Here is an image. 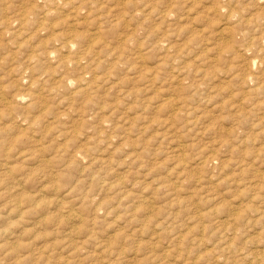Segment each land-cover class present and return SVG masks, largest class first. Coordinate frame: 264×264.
Masks as SVG:
<instances>
[{
  "label": "rangeland",
  "instance_id": "374dc122",
  "mask_svg": "<svg viewBox=\"0 0 264 264\" xmlns=\"http://www.w3.org/2000/svg\"><path fill=\"white\" fill-rule=\"evenodd\" d=\"M10 1L11 0H7V3H9L8 5L10 6L11 3H13L14 5L12 4L11 10L7 9L8 13L6 11V14H7L6 16H8V15L10 16V13L13 12V10H17V8L20 9V8H22L21 6H23V7L28 6V9H32L33 8L32 5H34L35 8L38 5H41V8H38V7H40V6H38L37 7L38 9H36V10H35V8L32 9L35 12L34 17L39 18L38 15L36 16V14L43 11L41 9L44 8V10H45V8H46V5H44V3H42V0H34L35 2H37L36 6H35V2H32L33 0L32 1L31 0H22L23 3L21 0H17V1L12 0L11 2ZM26 1L30 2V3H27ZM136 1H139L141 3V5L139 2L136 3ZM142 1L141 0H134V3H132L131 6L126 5L127 6V8H126L123 1L121 3L120 1L115 2V0H113V1H110V0L109 1L108 0H104V1L103 0H94V3H92V4L96 5V4H99L102 2V4H103L102 8L103 9L102 8L95 9V10L92 9L91 10L92 12L88 15V17H85L86 20L90 17V19H88L90 21L87 20L88 23H90V24H88V23L78 24L76 26V29L79 31H89L88 33H90L92 27H93V29L95 28V25H96L95 22L98 21L101 23L100 24L101 30H103L102 34H105L103 36L104 37L106 36V37L103 38V36H102V39L104 41L100 39L99 40L100 42L97 43L98 44L97 48H96L97 44L93 45L95 47L91 48V51L93 50L91 53L93 55V60L90 59L91 54L88 57L86 56L85 58H87L88 59L87 61H89V62H87L86 59H84L83 60L84 62H82V64H81V66H83V67L78 66V68L75 67L74 65H73L74 66L73 67L71 64L67 65L68 67L64 68L63 64H61L62 66H61V70H60V67H59L60 64L59 63H62V60H64L62 56L66 55V50H59L60 51L59 52L55 48H52L50 43H47V46H44V48L46 50L55 49V51H56L55 54H52V56L48 57V59L46 56H43V55H41V57L38 56L40 58V61L38 60L39 58H36L38 60L37 61L34 57L35 54H38L39 52L42 51V47L39 45V42L41 41V39H42V41L44 40V41L48 42V40H46V39H48L53 32L55 33L57 31L56 30L57 26L58 27L60 26L58 28L57 33L62 31V30H65V29H62L63 27H66V25H64L65 23H63V22H65L64 17H65L66 10L63 11L65 8L60 9L59 13H57L58 16H57V14H54V13L47 16V18H49L51 16L53 17V15L55 17V18L51 17V20L48 19L49 20L48 22L54 23L53 24L54 26L50 29H47V31H48L47 34H46V29H45V31L43 29V31H41L42 33L41 32L35 33L36 35L33 32L29 33V31H31L32 29H30L29 26H26V29H23L25 32H22L24 38H22L21 34H20V36H14L13 37V35H10L9 33L6 32V29L3 26H1L2 24L0 25V27H2V28H0V31L2 32L1 34H3V37H2V35H0V41L3 42V44H1L2 42L0 43L1 44L0 48L1 47L3 48V50L0 49V55H1L0 56V67H1L0 68V76H2V78H3V79H1V77H0V93L2 92L0 95V114H1L0 115V122H2L0 125V127H1L0 128V143H3V145L6 144L5 146L7 147L6 151L3 149V151H5V153L2 152V150H1L2 148L0 147V153H1L0 157L2 155L5 156V157H3V156L1 157L2 159H0V161H1L0 164L2 163L1 165H3V167L6 166L5 168H6V170H8V171H5V170L3 171V169H1V171H0V264H186L185 262H187V261H189V263L187 262V264H199V263H201V264H214V262H215V264H222V262H223V264H245L246 262H247L246 264H248V261H251V259L253 260L255 258V256H253V255H259V252L264 250V236H263V233H264V231H263L264 230V223H263L264 220L263 219H264V217L261 214V212H262L261 209H264V202H263L264 201V192H263L264 191V179H263V175H264V167H263L264 166L263 165L264 164V151H263L264 150V145H263L264 144V136H263L264 135V128H263L264 127L263 126L264 120L263 119H264V117L261 116V115L264 116V110H262V109H264V95H263L264 93H262V92H264V86H262V85H264L263 84L264 83V81H263L264 80V68H263L264 67V63H263L264 62V53H263L264 52L263 51L264 50V39H263V41H259L260 39H258V41H257V42H260L259 44L257 43V45L260 46L261 49L256 44H252L253 47L251 46L252 48L248 49L251 45V44L248 45V43L250 42L249 40L252 39L253 35H254V37L256 36L255 37L256 39L259 38L258 36H260V35H258L259 34L258 30L253 26V24L251 25L250 23L249 24L245 23V22H247L246 20H248L249 16H250L249 19H251V18L253 19L258 14L259 15L264 14V6H262V5H264V2H255V0H249V1L244 0V2H243V0H240V2H238L237 0H231V3L233 1L234 2L236 1L235 2L236 4L235 3L234 4L236 6H238V7H233L234 11L236 12L235 14L240 13L239 14L240 16L245 15V16L241 17V19H240L242 21V18H243V22L245 20V22L243 23L241 21H237V19L234 22H231L230 20L227 21V18L225 17L226 10L221 11V12H215V11L213 12V8H214L213 4L215 2H217L218 4H223L228 0H223V1L222 0H212V1L211 0H206V1H204V0H177L178 3L176 2V0H172V1H175L176 3L172 2L170 0H166V1L161 0V2H160V0L159 1L156 0L157 2H155V0H152V2H155L154 4L153 3L150 4L151 0H147V1L142 0ZM162 1H163V3H162ZM169 1H170V3H167ZM184 1H186V2L184 3ZM187 1H189V3ZM245 1L247 2V5H246ZM262 1H264V0H262ZM0 2H1L0 8H3L5 5L8 6L5 0H4V4H3V0H1ZM76 2L77 1H75V3ZM92 2H93V0H92ZM132 2H133V0H132ZM158 2L160 3V5ZM181 2H182V4H184V6L181 4ZM195 2L198 5L199 10L197 9V5L195 4ZM120 3H121V5H119ZM171 3H173L176 6H174ZM208 3L211 6H209ZM217 3L214 5H217ZM243 3H245V4L243 5ZM252 3L254 4V7H252V5H253ZM255 3H260V4H255ZM261 3H262V5H261ZM117 4L119 6H117ZM143 4H144V6H143ZM149 4H150V6H149ZM179 4L181 6H179ZM241 4L244 7L243 6L239 7V5H241ZM19 5H20V8L15 7V6H19ZM115 5L117 8L115 7ZM145 5H148L147 7H149V8L145 7ZM194 5H196V7H194ZM13 6H14V8H13ZM106 6H109L108 7L109 9L112 6V8H114V9L109 10ZM120 6H121V8H120ZM153 6H154V8H153ZM155 6H156V8H155ZM185 6L186 7L188 6L189 8L192 6L191 10L189 9L191 11L190 15H189L190 11L185 10V9H188V7L186 8ZM203 6H204V8L207 7L208 10L205 11L206 8L204 9ZM212 6H213V8H212ZM245 6H248V7L250 6L251 8L250 7L245 8ZM257 6H260L259 8H261V10H262L261 13H260V9H258ZM105 7L107 8V10ZM142 7L144 10L141 9ZM161 7H162V9H161ZM182 7H184L185 9H183ZM209 7H211L212 9L210 8L211 10H209ZM152 8H153V10H152ZM116 9L117 10L120 9V10H118L119 12H117ZM121 9H124V11ZM140 9H141V11H140ZM150 9H151V11H150ZM170 9H172V10L170 11ZM180 9L181 10L183 9L185 12L182 10L183 11V12L181 11L182 14L179 13ZM192 9L197 14H195L192 11ZM230 9H231V6H230ZM246 9H248V10H246ZM167 10L170 11V13H169L170 15L167 17V19H162L161 13H163L164 11H167ZM203 10L206 14L209 13L208 14L209 18L203 12ZM112 11H114V13L116 12V14L114 15V13ZM177 11H179V12H177ZM201 11H202V13H201ZM60 12L61 13L63 12L62 15H60L61 14ZM98 12H99V14H98ZM101 12H102V15H101ZM124 12L126 13L127 16L124 14ZM132 12H133V14L135 12V14L133 16H132ZM248 12H249V15H248ZM252 12L254 13L255 16L252 14ZM255 12H257V13H255ZM200 13H201V15H200L201 18L199 17V19H198L197 16ZM212 13H213V16H212ZM216 13H218V14L220 13L219 17L216 15ZM221 13L224 15H222ZM108 14H110V16ZM117 14L122 15L121 17L119 16L121 19L119 17H117L118 16ZM139 14H142V15H139ZM143 14H145V15H143ZM149 14L151 17L154 16L153 20H152V18H150ZM11 15H12V13H11ZM124 15L126 18H124ZM193 15L194 16L197 15V16H195V18H194V17H192ZM220 15L223 16V18L220 17ZM105 16L107 18H105ZM113 16L116 17L115 18L116 20L119 19V20H117V22L121 23V21H122V26H119L121 24L114 25L116 22L112 21V20H115V19H113L114 18ZM139 16H140V18H139ZM184 16H186V17H184ZM202 16L203 17L207 16L206 17L207 19L203 20ZM146 17H148L149 19ZM158 17L160 18L159 19L160 21L158 20ZM213 17H215V18L213 19ZM98 18L100 20L101 19L102 20L100 21ZM104 18H105V20H103ZM179 18L181 21L179 20ZM185 18H187V19H185ZM193 18L196 19V21L195 20L192 21ZM217 18H220L222 20V22H224V23L220 22V19H217ZM53 19H55V20L59 19V20L57 22V20L54 21ZM62 19H63V21H61ZM131 19L134 23L131 21ZM147 19L151 20V21H148ZM141 20L143 21V24H145V26L143 24L141 25V22H142ZM161 20H165V23H164V21H161ZM185 20H186V22H185ZM213 20H215V21H213ZM91 21L93 24L91 23ZM107 21H109L110 23L108 24ZM145 21H146V23H145ZM169 21L171 22L172 26L169 24L170 23ZM188 21H190V22H188ZM225 21L227 22V24ZM236 21H237L238 29H236V27H237L235 24ZM112 22H113V25L115 26V28H114V26H111ZM199 22H200V24H199ZM212 22H215V23L213 24ZM229 22H231V23H229ZM238 22L242 23L243 25L242 24H240V25H242L244 28L241 27ZM177 23H178V26H177ZM204 23H206V24L204 25ZM219 23H221V25H219ZM148 24L151 26H149ZM197 24H199L200 26ZM244 24H246L248 26L251 25V28H249L248 26H246ZM139 25H140V28H139ZM179 25H180V27H179ZM182 25L183 26L185 25V26L183 27ZM78 26H80V27H78ZM81 26L83 29L81 28ZM88 26H90L91 28L89 29ZM146 26H147V28H146ZM192 26L193 27L195 26L194 28L196 30L193 29ZM85 27H86V29H85ZM118 27H120V28H118ZM122 27L124 29H122ZM177 27L180 29V31L182 30L183 34L179 31V29ZM181 27H183V28H181ZM203 27L204 28L207 27L205 29L206 31L204 30ZM223 27L225 28L224 31L222 30ZM231 27H232V29H231ZM245 27H246V29H245ZM3 28H4V30H3ZM136 28H138V30ZM148 28H150V29H148ZM171 28H173V29H171ZM200 28H201V30H200ZM253 28H255V29H253ZM120 29L123 30L122 35L125 34V36L124 35L121 36L122 31ZM174 29H176V30H174ZM186 29H187V31H186ZM207 29H209V30H207ZM212 29L214 30V32L211 31ZM226 29L228 32H225ZM50 30H52V31H50ZM124 30L127 32L125 33ZM131 30H133L132 31L133 34H137V36L135 35V37H134L131 34L132 32H130ZM146 30L147 31L150 30V32H147ZM171 30H172V32H174V34L171 33ZM203 30L205 31V33ZM229 30H231V31H229ZM4 31H5V33H4ZM117 31L118 32L121 31L120 33H118L119 35L117 34ZM134 31H135V33H134ZM138 31H140V32H138ZM141 31H142V33H141ZM164 31L167 33V35ZM209 31L213 34V36L215 38L212 36V34ZM220 31H222L224 34ZM156 32H157V34H156ZM190 32L195 33V34L193 35ZM244 32H246V34ZM248 32H249V34H248ZM250 32L253 35H251ZM31 33H32V35H30ZM127 33L128 34L130 33V35H128ZM145 33H147V34L149 33L148 38H151V36H150V33H151L152 38L154 40L146 39L147 34H145ZM179 33H181V34H179ZM226 33H228V35H226ZM242 33H244L243 35H245L247 37L246 39L244 36H242ZM38 34H40V35L38 36ZM114 34H117L118 36L114 35ZM158 34L159 35L161 34V36H159ZM168 34H170V36ZM202 34H204V35H202ZM216 34L217 35L221 34L222 36L221 35L217 36ZM229 34H232V35H229ZM233 34H234V36L236 35L235 36L236 38L233 36ZM154 35H155V37H154ZM156 35L158 36V40L156 38L157 37ZM163 35L164 36L166 35V36L164 37ZM174 35L176 38L173 39ZM190 35H193L192 36L193 38ZM200 35H202V37ZM205 35H207L208 37ZM31 36H33L34 38L36 37L37 41L35 39H33V37H31ZM40 36L42 37L41 39H40ZM110 36L112 37V39L117 37L116 41H115V39H113L114 42H113V40H110L111 39ZM167 36H168V38H166ZM195 36L198 38L200 37V38L194 39ZM238 36L241 38H239ZM1 37L3 38V40ZM17 37H19V38H17ZM118 37H120V38H118ZM123 37H125V38L123 39ZM128 37H130L132 39H130ZM159 37L161 38L160 42H158L160 40ZM242 37L244 39H242ZM6 38H9V39H6ZM27 38H28V41L26 40ZM138 38H140V39H138ZM230 38H232V40ZM10 39H13V40L15 39V40L11 43H10V41L7 42ZM31 39L35 40L36 42L35 41L31 42L32 41ZM38 39H40V40H38ZM125 39L127 40V42ZM144 39H146L148 41H147V43L142 44ZM162 39H163V41H162ZM217 39H218V41H220L219 44H218ZM237 39L239 42H237ZM50 40H52V39L50 38ZM50 40H49V42H50ZM128 40H130L129 43H128ZM155 40H157V41H155ZM171 40L173 41V44L176 45V47H175V45L172 44ZM182 40H183V42H182ZM188 40H191V41H188ZM194 40L195 41L197 40V41L194 42ZM206 40H207V42H206ZM246 40L248 43H246ZM102 41L103 42L107 41L106 47L111 46V48L112 47L114 48V49L112 48L113 49L112 56L108 55L109 56L108 57L106 55L107 51L111 50L110 47L108 49H102L100 47L101 44L103 43ZM134 41H137V42H135L136 46H134L135 45ZM164 41L166 43H164ZM174 41L177 43L178 42H180V43L177 44V43H174ZM201 41H202V43H201ZM4 42H6V43L4 44ZM108 42H109V45H108ZM111 42H113V44ZM115 42H117V43H115ZM124 42L127 44H124ZM149 42H152V43L154 42V43L152 45V43H149ZM215 42L218 45H216ZM160 43H162V46ZM182 43H184L186 45L188 43L189 44L191 43V45L186 46V45H182ZM205 43H207L210 47ZM231 43H232L233 47H232ZM26 44H27V46H26ZM157 44H158V49L156 46ZM169 44H170V46H169ZM179 44H180V47H178ZM193 44H195L196 46H194ZM200 44H202V46L204 45L205 49H204V46L203 47L199 46ZM245 44H246V46H245ZM261 44L263 46H261ZM8 45H11V46H8ZM181 45L183 46L182 47L183 50L181 49ZM206 45L209 49L206 47ZM240 45L243 47L240 48L241 47ZM28 46H29V48H28ZM122 46H124V47L127 46V47L124 48ZM152 46H154L153 49L151 48ZM164 46L167 48L169 47V50H167ZM213 46L214 47L216 46V47L212 48ZM129 47H130V49H129ZM140 47H142V48H140ZM159 47H163L162 49L160 48L162 51L159 49ZM172 47H173V49H172ZM184 47H186L187 50L184 49ZM224 47H226V48H224ZM19 48H21V49H19ZM33 48L36 50V51H34V53L30 52V51L34 50ZM37 48L39 50H37ZM135 48H136V50H135ZM176 48L177 49L179 48V49L177 50ZM188 48L193 49V50L190 51V50H188ZM218 48H220V49L222 48L223 51H225V49L228 51L227 52L225 51L226 53H222L223 51L221 50V53L217 54L216 51L218 50ZM232 48L233 49L235 48V50L232 51L233 50ZM243 48H245V49H243ZM258 48L260 49L259 52H257ZM6 49H7V51H4ZM17 49H18V51L22 50L21 51L22 53L18 52ZM28 49H31V50H28ZM119 49L122 50L121 56H124V58L119 56L123 59L122 62H121V58H119V57H117L119 59L115 60L117 53H118V55H120L121 50H119ZM137 49H138V51H137ZM194 49H196V50H194ZM212 49H213V52H212ZM255 49L257 51H254ZM23 50H24V52H23ZM96 50H97V52H96ZM116 50H118V52ZM172 50H174V51L172 52ZM245 50H247V51H245ZM252 50H253V52H252ZM64 51H65V53H64ZM128 51H129V53H128ZM206 51H207V54H206ZM2 52H5V53H2ZM58 52H59V54H58ZM132 52H134V53H132ZM137 52H139V54ZM141 52H142V54L144 53L145 55L143 54L144 55L143 56L141 54ZM170 52H172V53H170ZM181 52H183V53H181ZM190 52H193V53H190ZM198 52H200V53L202 52V54H199ZM234 52L236 53L235 55H237L239 53L237 58L234 55ZM246 52H248V53H246ZM8 53L10 56L7 55ZM13 53H14V55H12ZM25 53H26V55H24ZM186 53L188 56H186ZM215 53H216V55H215ZM262 53H263V55H261ZM169 54H172L174 57L172 55L170 57ZM175 54H177V55H175ZM225 54H227V55H225ZM249 54H252V55L250 56ZM2 55H4V57ZM19 55H21V56H19ZM94 55H95V57H94ZM127 55L129 56L128 57L129 59L127 58ZM205 55L209 56V58H206ZM210 55H212V56H210ZM104 56H105V59H104ZM130 56H132L134 59L137 58L138 60H141L143 63H141V61H138L137 59L132 60V57H130ZM175 56H178V57H176V60H173V59H175ZM179 56H181V57H179ZM253 56H255L256 58ZM8 57H10V58L8 59ZM28 57H30L31 59L30 58L28 59ZM56 57H57V59H59L60 62L56 59ZM98 57H100V58L98 59ZM106 57H108V58H106ZM216 57H218V58H216ZM221 57H222V59H221ZM233 57H235L234 58L235 60L233 59ZM244 57H246V58L241 59ZM259 57L260 58L263 57V58L260 59ZM22 58H25V59L22 60ZM168 58L170 60L167 62ZM187 58L190 59L191 61L188 60ZM219 58L221 59V61ZM257 58H258V60H257ZM2 59L6 60V61L9 60L8 62L10 63L11 66L10 65L8 66V64H9L8 62L1 61ZM127 59L129 60V62L131 61L130 67H129V64H128L129 62ZM183 59H185L187 62ZM238 59H240V60H238ZM16 60L22 61L21 62L22 64L19 63L18 61L16 62ZM28 60H29V62H28ZM42 60H44L45 62L47 60V62L42 64L44 62V61L42 62ZM95 60H96V62L97 61L98 62L95 63ZM104 60H107V62H105ZM262 60H263V62H261ZM11 61H13V62H11ZM53 61H54V63L51 64ZM92 61H93V63H92ZM123 61H126V63ZM173 61H176V62L174 63ZM225 61H227V63ZM14 62H16V64ZM26 62H27V64H26ZM35 62H36V64H38L37 65L38 67L35 66V64H34ZM38 62L39 63L41 62V63L39 64ZM111 62L115 63L114 69H112L113 64L111 65ZM253 62H255L254 66L252 65ZM94 63H95V65H91ZM105 63H106V66H105ZM119 63L120 64L122 63L124 65H128V66L126 68V66H124L122 64L120 65ZM183 63L184 64L189 63V64L184 65ZM57 64H59V65H57ZM174 64L179 65V67H176ZM238 64H240V65H238ZM30 65H34V67L31 66V68H30ZM41 65L43 67H40ZM70 65H71V67H70ZM101 65H104V66H101ZM225 65H227L229 67H227ZM233 65H235V67ZM44 66L47 69H45ZM52 66H55L54 67L55 69ZM121 66H122L123 70H122ZM138 66H139V68H138ZM172 66H174V67L172 68ZM183 66H185V67H183ZM224 66H225V68H224ZM256 66H258V67H256ZM94 67L96 68V71H95ZM109 67L111 70L108 69ZM135 67L137 68L136 71H134ZM186 67H187V70H186ZM241 67L244 70L243 69L239 70ZM28 68L30 69L31 72L28 70ZM33 68H34V70H35V68H37L36 71H34ZM39 68H42V69H39ZM70 68H71V70H70ZM72 68L77 69V70L79 68L80 69L82 68V69L80 70L81 72L75 70V73H74V69H72ZM88 68H90V69H88ZM101 68H103V69H101ZM180 68H182V69H180ZM229 68H230V70H229ZM235 68L236 69L238 68L237 69L238 71ZM50 69H51V72H50ZM57 69H58V71H56ZM85 69H86V71L89 72L88 75H87ZM115 69H117L118 71H120V70H122V71L120 73H117L118 71L116 70V72H115ZM130 69H131V71H130ZM179 69H180L181 73L183 72L182 74L180 73ZM184 69H185V71H184ZM1 70H3L2 74H1ZM4 70H5V72L6 71L8 72V73L6 72L5 75H4V73H5ZM39 70H41L43 72L45 71L44 73L47 72V74H43V72H40ZM52 70L57 72V73L52 72ZM65 70L66 71L68 70V73ZM104 70L106 72H107V70L109 72L111 71L110 73H112V74L110 75V73L107 72V73H109L107 75V73L105 72L107 75L106 76L104 73ZM225 70H227V71H225ZM16 71L18 72V74L16 73ZM28 71H29V73H28ZM69 71H71V72H69ZM91 71H95V72H91ZM98 71H100V73ZM174 71L176 72V74H174L175 73ZM186 71H188V73H186ZM249 71L252 73L251 76H253V81H252V78L249 77V75L247 76V73H250ZM77 72H78V74H77ZM123 72H125V74H123ZM126 72L128 74H129V72L130 73L132 72V73L129 74L127 77ZM142 72L145 75V77H140ZM225 72H227V74ZM52 73L55 74V76L53 75L54 77L52 76ZM207 73L209 74V76ZM234 73H235V76H237V77L233 76ZM253 73H254V75L260 73V76L256 75L258 77L257 78L256 76L253 75ZM28 74H30V75H28ZM39 74H40L41 78L39 77ZM62 74H63V76H62ZM66 74H68V76H70V75L71 76L68 77V76H66ZM93 74H94V76L96 75V77L99 81L97 80V82H96V80H94L95 78H94V76H92ZM113 74H114V78L116 77L117 80L112 77ZM134 74H135V76H134ZM143 74H142V76H144ZM153 74H156L157 77H156V75H153ZM185 74H187L188 76ZM202 74H204V75L207 74V75L202 76ZM33 75H34V77H33ZM79 75H80V77H78ZM82 75H84L85 78ZM211 75L213 77L216 75L215 77H217V78L216 79H215V77L212 78ZM224 75H227L228 77L224 76ZM261 75H263V78ZM27 76H29V77L31 76L32 78L30 77L28 79ZM58 76H59V78H58ZM60 76L63 77L64 80H65V78H69V80L66 79L64 81L63 78H61ZM118 76H121L122 79L127 80V81H125L126 85L123 82L124 80H121V78ZM129 76L131 77V79ZM149 76L153 79L154 82H151V78ZM5 77H7V78L9 77V78L5 79ZM11 77H12V79H11ZM18 77H19V79H18ZM75 77L76 78L78 77L77 81H75L76 80ZM177 77L180 78V80L182 82ZM206 77H209L207 79H211V80H206ZM238 77L242 81H240L238 79ZM35 78H38V79L36 80ZM46 78L47 79L49 78V80H47ZM101 78L103 81L101 80ZM146 78L148 79V81H146L147 80ZM186 78H188V80H186ZM223 78L224 79L226 78V79L222 81ZM16 79L21 80V81H18V80L16 81ZM26 79H28V80H26ZM61 79L63 80V81H61L62 83L60 82ZM78 79H79V82H78ZM81 79H83V80L81 81ZM113 79H114V81H113ZM137 79H139V82ZM144 79H146V80L144 81ZM190 79L192 80V82L190 81ZM228 79H231L233 82L231 83V80L228 81ZM259 79H261L263 81V83H261L262 81L260 82ZM42 80H44L46 82L48 81V82L45 83ZM87 80H88V82L91 81L89 83L90 90H88L89 92L88 91L86 92L87 95L84 94L85 96H83V93H80V94L77 93L76 94V91L78 90V87H79L78 85H83L84 82L87 83ZM100 80L103 83L105 82L106 86L103 83H101ZM130 80L131 81L133 80V81L131 82ZM244 80H245V82H243ZM28 81H29V83L27 84ZM34 81H36V82H34ZM52 81H53V83H52ZM80 81L81 82L84 81L83 84H81ZM119 81H122L121 83H123V85H125V86L120 84ZM141 81H142V83H140ZM174 81H176V82H174ZM208 81L210 82L209 85L207 84ZM235 81H237V84L235 83ZM256 81H258L257 84H256ZM32 82L34 85L32 84ZM93 82L95 84H93ZM113 82H115V83H113ZM143 82H145V83H143ZM205 82H207V83H205ZM238 82H242V84L239 85ZM107 83H109L110 85L109 84L107 85ZM128 83H129V85H128ZM139 83H140V85H139ZM225 83L227 85H225ZM233 83L236 84L234 87L231 86V84L234 85ZM245 83H246V85H245ZM16 84L18 87H16ZM47 84H48V86H47ZM91 84H93V85L91 86ZM96 84H98V85H96ZM143 84H144V87H146V86L147 87L144 88ZM180 84H183V85L185 84L187 86L192 84L193 86L186 87L184 85V87H185L184 88V87H182L183 85H180ZM196 84H198V85H196ZM223 84H224V87H222ZM23 85H24V87H23ZM37 85H39V86H37ZM40 85H41V87H40ZM56 85H57V87H56ZM59 85H61V86H59ZM206 85H208L209 87H207ZM258 85H261V88H262L260 91H258L260 93L256 92V95L254 93L251 94L252 92H254L253 87L254 86L257 87ZM3 86L5 89L3 88ZM102 86H105L106 89L107 88H109V89L106 90L103 88L104 90H102L101 89ZM126 86H127V88H126ZM136 86H138V88H136ZM174 86H175V88H173ZM177 86H179L181 88H179ZM240 86H242V87H240ZM43 87H45V88L43 89ZM92 87H94V88H92ZM131 87H133V91H132ZM190 87L193 91H191ZM194 87H197V88H194ZM238 87H239V90H238ZM6 88H9V89H6ZM40 88L42 90H44L45 93H46V89H47V94L48 95L50 94L49 97L47 94L43 93V91L41 92ZM54 88H55V90H54ZM65 88L67 91H65ZM140 88H142L141 90L143 92L141 90H140L141 92L139 91ZM91 89H92V92H91ZM93 89H95V91L99 92L100 94L102 93V94L100 95L99 93L94 92ZM113 89H114V91H113ZM181 89H183L184 92H183V90L181 91ZM208 89L210 91H208ZM241 89L243 91H241ZM34 90H37L39 92H37V91L35 92ZM48 90H50L52 93ZM68 90H69V93L66 94V92H68ZM101 90H102V92H101ZM120 90L124 91V93ZM129 90H130V92H129ZM145 90H147V91H145ZM25 91H27V92H25ZM63 91L65 93H63ZM106 91L108 92L107 94H106ZM138 91H139L140 95H139V93H137ZM6 92H7V94H6ZM9 92L10 93L12 92V93L10 94ZM19 92L20 93L22 92V94H30V96L32 94L33 95L38 94V96L41 97V102H40L41 104L40 105L38 104V106L37 105L36 106L30 105L29 103H32L33 99L29 96H28V98L26 96L25 99H27V100L24 101V103L18 102L17 98H16V96H17L16 94ZM23 92H25V93H23ZM131 92H132V94H131ZM248 92L249 93L251 92L250 93L251 97H250V95L248 96ZM59 93L62 95H60ZM89 93H90V95H92V98H90L91 96L88 95ZM243 93H245V94H243ZM42 94H45V95H43L45 97H43ZM56 94H59V95H56ZM240 94H243L245 96H243V95L241 96ZM130 95H132V96H130ZM238 95L243 97V98L246 97V98H244L245 101H242L243 98L240 99L241 97L238 98L239 97ZM262 95H263V97H261ZM86 96H88L87 100H84V99H86ZM46 97H48V98L46 99ZM69 97H70L71 101L69 100ZM99 97H101V99H99ZM166 97H168V98H166ZM253 97H255V98H253ZM5 98H7V99H5ZM53 98H55V99H53ZM63 98L64 99L66 98V99L62 100ZM89 98L92 100H89ZM95 98H97L98 100ZM236 98H238V99H236ZM258 98H263V99H258ZM2 99L5 101H3ZM60 99H61V101H59ZM28 100H30L32 102H28ZM42 100H44V101L42 102ZM111 100H112V102H111ZM131 100H133V101H131ZM251 100H255L254 105L251 103V102H253ZM257 100H261V101L257 102ZM15 101H17V102H15ZM80 101L83 102L84 105H82L83 103H81ZM140 101H141V103H140ZM239 101H240V103H239ZM14 102H15V105H14ZM73 102H75V103L77 102L79 104H77V103L75 104ZM172 102H173V104H172ZM256 102L258 104H256ZM7 103H8V105H7ZM69 103H70V105H68ZM89 103H91V105L92 104L93 105L91 106V105H89ZM104 103H107V105L105 106ZM139 103H140V106H139ZM175 103L177 104V106L175 105ZM241 103L245 106H243ZM27 104H28L29 108L27 107ZM58 104H60L62 106H60ZM71 104H73V107L71 106ZM251 104H252V106H250ZM64 105L68 106L69 109H66L68 107L65 108ZM75 105H76V108H75ZM178 105L181 107H179ZM255 105H256V107H255ZM257 105H258V108H260L259 106H261V109H259V110L263 111L262 112L263 114H261L260 111L257 109ZM93 106H95L97 108V110L94 109L95 107L92 109ZM98 106L99 107L101 106V107L99 108ZM239 106H240V108L242 106L245 108H241L243 110L239 111V109H240ZM32 107H35V109L33 110ZM70 107H71V109H70ZM78 107L79 108L81 107L80 110L78 109ZM86 107H88L87 111H86ZM172 107H174V108H172ZM178 107L180 109L183 107L185 110L183 108L181 110H177V109H179ZM249 107H251V108H249ZM6 108H8L7 109L8 111L6 110ZM247 108H248V110H250V113H252V114H250L249 111L246 110ZM73 109L75 112L73 111ZM256 109H257V111H256ZM71 110H72V112H71ZM237 110H238V112H237ZM91 111H92V113H91ZM7 112L9 115L7 114ZM84 112L87 115H85ZM93 112H95V113H93ZM254 112L255 113L258 112L259 117H257V115L255 116ZM26 113H29V114H26ZM90 114H91V116H90ZM175 114H177V115L174 116ZM252 115L254 118L252 117ZM2 116H4L5 118H3ZM9 116L11 117V119ZM250 116L252 118H250ZM14 117H16V119H14ZM76 117H77V119H79V118L80 119L77 120ZM243 118H244V121H242ZM260 118H261V120H260ZM237 119H239V120H237ZM254 119H256L257 121H259V120L260 121L257 122ZM5 120H6V122H4ZM105 120H106V122L102 124V122ZM240 120H241V122H240ZM20 121H21V123H20ZM77 121H79V122H77ZM88 121H90V123ZM78 123H79V126H78ZM91 123H92V125H91ZM240 123L243 126L240 127L239 126V125H241ZM245 123H248V124L246 126H244ZM89 124L91 125V126H89L90 128H86L85 125H89ZM235 127H240V128L237 129ZM245 127H247V128H245ZM249 127H251L252 130ZM5 128H6V130H4ZM77 128H79L80 131ZM76 129H77V131H76ZM70 130H71V133H70ZM5 131H6L7 136L5 134ZM89 132H90V134H89ZM243 132H245V133L243 134ZM77 133H79V134H77ZM100 133H102V134H100ZM236 133H237V136H236ZM80 134H82V135L79 136ZM76 135H78L77 138H76ZM84 135H85V137H84ZM90 135H91L92 139H91ZM242 135L244 137H242ZM2 136H3V138H2ZM4 136H5V138H4ZM238 136H239V138H238ZM110 137L111 138L113 137V139H111ZM87 138H90V139H87ZM5 139H6V141H5ZM102 139H103V141H101ZM259 139H261L262 141L261 140L259 141ZM3 141H5V142H3ZM84 141H86L87 143L86 142L84 143ZM242 141H244V142H242ZM71 142H73V143H71ZM90 142L93 144L90 145L91 144ZM67 144H68V147H67ZM87 144L91 147L87 146ZM0 145H2V144H0ZM180 146H181V148H180ZM256 146H258V147H256ZM261 146H263V147H261ZM66 147H67V149H66ZM257 148L259 150L262 149V150H260L261 152H259V150ZM88 149L90 151L89 153H87ZM235 149L237 151H235ZM254 149L258 150V152L255 151ZM175 150H178L179 154H177V151L175 152ZM9 151L13 155H11L9 153ZM73 151L75 153L81 151L84 154L82 153L83 154V155L81 154L82 156H78L77 153L75 154ZM181 151H182V153H181ZM85 152L87 154H85ZM229 152H230V154H229ZM251 152H252V154H254V153L255 154L251 155V157H250L249 153L251 154ZM20 153L21 154L23 153L22 156ZM210 153H212V154H210ZM239 154H241V155H239ZM247 154L250 157V158L249 157L248 158L252 161L256 160V158H258L257 162L254 161V163H251L250 160H247L248 159ZM86 155H88V156H86ZM209 155H212V159L209 158L210 157ZM13 156H15L16 158ZM18 156H20V157H18ZM58 156H59V160L56 159V158H58ZM217 156H219L220 158ZM241 156L244 157L245 161L243 158H241ZM252 156H255V157H253L255 159H253ZM261 156H263L262 157L263 159L261 158ZM8 157H10V159L12 157L13 159L10 160ZM21 157H22V159H21ZM83 157H85V158H83ZM89 157H91V158H89ZM233 157H234V159H233ZM70 158H71V160H70ZM207 158H209V159H207ZM215 158H217V161H220L223 163L218 165L220 162L215 161L216 160ZM235 158H237L236 160H238V158H239L241 162L239 163V160L235 161ZM259 158H261V159L259 160ZM24 159H26V160H24ZM213 159H215V160L212 161ZM219 159H221V160H219ZM227 159L229 161L230 160L231 161L229 162ZM3 161H5V162H3ZM201 161H203V162H201ZM227 161L229 163L228 165H227ZM233 161L236 163H234ZM243 161L244 162L247 161L248 163L245 164ZM63 162L66 164L63 165ZM69 162H71V164ZM259 162H261V163L259 164ZM56 163H57V166H56ZM249 163L252 164L251 165L252 167L249 166L250 165ZM200 164H202V165H200ZM214 164L216 166H214ZM222 164H225L226 166L225 165L222 166ZM204 165L206 167L208 166L210 169L207 170ZM239 165H240V167H239ZM8 166H11V167H8ZM58 166L61 168V170ZM256 166H257V168L262 166V168L257 169ZM1 167L2 166H0V168ZM213 167H215V169ZM220 167H221V169H220ZM222 167H223V169H222ZM230 167L232 168V170L231 169L229 170ZM248 167H250V169L254 173H251V170H249ZM211 168L214 170L213 173L210 172ZM240 168H242V170ZM244 168H245V170H244ZM216 169H219L221 174L220 173L217 174L216 172H219V170H216ZM247 169L249 170V172L247 171ZM257 170H259L258 173H257ZM63 171H65V172H63ZM199 171H201V173ZM234 172H237V174ZM230 173L235 174L234 176H236V177H234ZM238 173H239V175H238ZM243 173H244L245 177L243 176ZM248 173H249V175H248ZM241 174H242V176H241ZM251 174L253 175L252 179L249 178L251 176ZM65 175H66V177H65ZM205 175H207V176H205ZM218 175H219V177L216 178V176H218ZM254 175H256L255 179H257V180H254V177H255ZM67 176H69L68 179H67ZM213 177H215V178L213 179ZM222 177H223V179H222ZM232 177H234L233 180H232ZM238 177L239 178L241 177L240 179L242 181ZM257 177L258 178L260 177V180ZM203 179H204L205 183L203 181L200 184V180L202 181ZM219 180H221V182H217ZM234 180H235V182H234L235 184H233ZM248 180H250V181H248ZM261 180H262V186H259V185H261ZM206 181H208V182H206ZM244 181L246 183H244ZM258 181H260V182L258 183ZM250 182H251V184H250ZM203 183H204V185H203ZM208 183L210 184L211 187L210 186L208 187V185H209ZM217 183H219L220 185ZM206 184H208V185H206ZM228 184H229V186H228ZM212 185H214L216 187H212ZM231 185H233V186H231ZM240 185L242 186V188ZM206 186H207V189H206ZM230 186H231V188H228ZM252 186H254V187L249 189ZM226 187H227V189H226ZM256 187H257V189H254ZM260 187L262 190L259 189ZM213 189H214V191H211ZM252 189H254V190H252ZM200 190H201V192L203 190L204 193H201ZM215 190L217 193H215ZM218 190H220V192H218ZM239 190H241V191L239 192ZM244 190L245 191L247 190L245 196L243 195ZM198 191L202 195L197 193ZM206 191H207V193H206ZM254 191H256V192H254ZM194 192H195V194H194ZM257 192L260 196L257 194ZM213 193H214V195L217 194V196H213ZM254 193H256V194H254ZM192 194H193V196L199 195L201 197L194 196V198H195V201H194V198H192ZM218 194H219V197H218ZM176 196L178 198H180V200ZM189 197H191L192 199ZM213 197H214V199H213ZM176 199H178V200H176ZM189 199H191L190 203H189ZM173 200H174V203L172 202ZM196 202L199 204L201 203V204L199 205ZM172 203H173V207L171 206V208H170L169 205H172ZM176 203L178 204V206ZM249 203L251 205H249ZM257 204H259V205H257ZM197 205H199L200 209H198ZM201 205H203V206H201ZM232 205H234V206H232ZM252 205L254 208L252 207ZM150 206L153 209L150 208ZM205 206H207V207H205ZM188 207H189V209H190V207H192L193 209L191 208L189 210V209H187ZM196 207H197V209H196ZM230 207L232 208L231 210H230ZM255 207L256 208L258 207V212H256L257 209L255 210ZM243 208H244V210H242ZM181 209L184 211V212L182 211L183 213L181 212ZM186 209H187V211H186ZM237 209H239V210H237ZM252 209H253V211H252ZM151 210H153V211H151ZM192 210H194L195 212H193ZM212 210H213V212H212ZM72 211L74 213H72ZM226 211H227V213H226ZM240 211H242V212H240ZM150 212H152V213H150ZM191 212H193V213H191ZM175 213L177 215H175ZM197 213H199V214H197ZM228 213H229V215H227ZM168 214H170L169 215L170 218L168 217ZM201 214H203L204 217L207 215L206 218H204ZM253 214H256V215H253ZM71 215L74 217H72ZM177 216H178V218H175ZM195 216L197 219L195 218ZM230 216H231V218L232 217L234 218V216H236V217L239 216L238 217L239 219H237L238 220L237 221L236 217H235L234 219L232 218L230 220ZM240 216H241V218L243 216L242 220H241ZM260 216H262V217H260ZM181 217H183V218H181ZM173 218L175 220L181 219L183 221L178 220L179 222H174L175 220L173 221ZM200 218H202L201 219L202 221L197 222V220L199 221ZM224 218H225V220H224ZM190 219H191V221H190ZM164 220H165V222L166 221L167 222L165 223ZM216 221L219 223H217ZM220 221L221 222L224 221L222 223V225L225 224V225H227L226 227H229L228 229H230V228L231 229L228 231L226 229L225 225H224L225 228L222 225H220L221 224ZM230 221H231V223H230ZM240 221H242V222H240ZM171 222H172V224H171ZM245 222H247V224ZM248 222H250V223H248ZM256 222H257V224H256ZM259 222L262 223L263 225L259 224ZM227 223H229V224H227ZM234 223L236 225H234V226L232 225V227H231V224H234ZM242 223H243V226H242ZM176 226H177V228H176ZM208 226H210L209 227L210 229H207ZM214 226H215V228H214ZM219 226L220 227L222 226L221 228L223 230L226 229L228 232H225L226 230H224L225 233L222 232L223 230L221 228H218ZM234 227H235V230H234ZM200 229H202V230L200 231ZM203 229H204V232H202ZM236 230H237V232H235ZM223 233L226 235H224ZM229 233L231 235L235 234L233 236V239ZM225 237H229V238H225ZM199 240H200V242H199ZM223 240H224V242H223ZM204 242H206V243L202 244ZM219 242H222V243H219ZM214 243H217V244L215 245ZM229 243H230V245H229ZM190 244H191V246H190ZM194 246H196V247L199 246L201 249L199 247H197L198 248L197 249ZM215 246H216V248H215ZM192 247H194V248H192ZM229 247H230V249H228ZM191 249L194 251H192ZM212 249L214 251H212ZM210 250H211L210 254L212 255V257L208 253ZM249 250H251V251L249 252ZM204 251H207V252H204ZM246 251H248L249 253ZM214 252H216V253H214ZM179 253H180V255H179ZM188 253H189V255H188ZM198 253H200V254H198ZM238 253L239 254L243 253V257H242V254L239 255ZM204 254H206V255L204 256ZM197 255L199 258L197 257ZM118 256H119V258H118ZM247 256H249V257H247ZM215 257L217 259H214ZM207 258H209V259H207ZM240 258H242V259H240ZM200 259L202 261L207 260V262L202 263V261ZM243 260H245L244 261L245 263L243 262ZM252 264H254V262H252Z\"/></svg>",
  "mask_w": 264,
  "mask_h": 264
},
{
  "label": "bare ground",
  "instance_id": "6f19581e",
  "mask_svg": "<svg viewBox=\"0 0 264 264\" xmlns=\"http://www.w3.org/2000/svg\"><path fill=\"white\" fill-rule=\"evenodd\" d=\"M0 1H1V0H0ZM5 1H6V3H7V0H5ZM11 1H12V0H11ZM11 1H10V2H11ZM14 1H15V0H14ZM14 1H13V2H14ZM16 1H17V0H16ZM21 1H22V0H21ZM31 1H32V0H31ZM75 1H77V2L75 3ZM103 1H104V0H103ZM108 1H109V0H108ZM110 1H113V0H110ZM117 1H120L121 3H122V1H123V3L125 4V6H126V5L131 6L132 3H134V0H133V2H132V0H115V2H117ZM141 1H142V0H141ZM145 1H147V0H145ZM157 1H159V0H157ZM157 1L155 0V2H157ZM163 1H164V0H163ZM163 1H162V3H163ZM165 1H166V0H165ZM170 1H172V0H170ZM170 1L167 2V3H170ZM204 1H206V0H204ZM211 1H212V0H211ZM222 1H223V0H222ZM237 1L240 2V0H237ZM248 1H249V0H248ZM26 2H27V1H26ZM32 2H35V1L33 0ZM95 2H96V1H95ZM137 2H139V1H136V3H137ZM142 2H143V1H142ZM155 2H152V0H151L150 4H151V3L154 4ZM160 2H161V0H160ZM172 2H175V1H172ZM176 2H177V0H176ZM176 2H175V3H176ZM182 2H183V1H182ZM182 2H181V4H182ZM185 2H186V1H184V3H185ZM187 2L189 3V1H187ZM192 2H193V1H192ZM209 2H210V1H209ZM235 2H236V1H235ZM235 2L233 1V2L231 3V0H230V1H229V0L226 1V2L223 3V4H218L217 2H215L214 4L217 3V5H214V4H213V6H214V8H213V6H212V8H213V12H214V11H215V12H221V11H225V10H226L225 17L227 18V21L230 20L231 22H234L236 19H237V21H241V20H240L241 17H243V16H245V15H241V16H240V15H239L240 13L235 14L236 12L234 11V8H233V7H238V6L235 5V4H236ZM243 2H244V0H243ZM245 2H246V1H245ZM250 2H251V1H250ZM255 2H264V1H262V0H255ZM0 3H1V2H0ZM19 3H20V2H19ZM19 3H18V4H19ZM22 3H23V1H22ZM27 3H30V2H27ZM27 3H26V4H27ZM36 3H37V2H35V6H36ZM42 3H44V5H46V8H45V10H44V8L42 7L43 9H41V10H43V11H41V12H39V13L36 14V16L38 15L39 18L34 17V16H35V12H34V10H32L33 8H35L34 5H32V7H33V8L31 7L32 9H28V6H27V7L25 6L26 8L23 7V6H21L22 8H20V5H19V6H15V7H19L20 9L17 8V10H13V12H11L12 15H11V13H10V16L8 15V16H9V17H8V16H6V15H7V14H6V11H7V9H8V10H11V6H12L13 3H11L10 6L8 5L9 3H7L8 6L5 5L3 8H0V25L2 24L1 26H3V27L6 29V32L9 33L10 35H13V37H14V36H20V34H21V35H22V38H24L22 32H25L23 29H26V26H29L30 29H32L31 31H29V33H30V32H33V33L35 34V33H39V32H41V31H43V29H44V31H45V29H46V34H47V32H48L47 29H50V28H52V27L54 26V25H53L54 23H52V22H48L49 20H51V17H52V16L49 17V18H47V16L51 15L52 13L57 14V13H59L60 9H64V8H65V9L63 10V11L66 10V13L64 12V13H65V17H64L65 22H63V23H65L64 25H66V27H63V28H62V29H65V30H62V31H60V32L57 33L58 28L60 27V26H59V27L57 26V29H56L57 31H56L55 33L53 32L52 34L50 33V34H51L50 37H49L48 39H46V40H48V42H47V41H44V40L42 41V39H41L42 37L40 36L41 41L39 42V45L42 47V51L40 50L41 52H39L38 54H35L34 57H35V59H36V58H39L38 56L41 57V55H43V56H46L47 59H48V57H51L52 54H55V52H56L55 49L58 50V51H59V50H66V55H65V56H62L64 60H62V63H59L60 65L57 64V65H59L60 70H61V66H62L61 64H63L64 68L68 67L67 65H69V64H71L72 66L74 65L75 67L78 68V66H81L82 62H84V61H83L84 59H86V61L88 60V59L85 58V57H86V56H87V57L90 56V54H91L92 51H93V50L91 51V48L95 47V46H93V45H95V44H97L98 42H100V41H99L100 39L103 40V39H102V36L105 35V34H102L103 30H101V26H100L101 23L98 22V21L95 22V24H96V25H95V28L93 29V27H92L90 33H88L89 31H79V30L76 29V26H77L78 24L88 23V21H90V20H88V19H90V17L87 19L88 21L86 20L85 17H88V15L92 12V11H91L92 9L95 10V9H100V8H102V5H103L102 2L99 3V4L94 5V4H92V3H94V0H93V2H92V0H42ZM121 3H120L119 5H121ZM139 3H140V2H139ZM139 3H138V4H139ZM147 3H148V2H147ZM158 3H159V2H158ZM177 3H178V2H177ZM234 3H235V4H234ZM3 4H4V0H3ZM20 4H21V3H20ZM33 4H34V3H33ZM38 4H39V3H38ZM40 4H41V3H40ZM124 4H123V5H124ZM150 4H149V6H150ZM165 4H166V3H165ZM171 4H173V3H171ZM195 4H196V2H195ZM237 4H238V3H237ZM239 4H240V3H239ZM244 4H245V3H243V5H244ZM252 4H253V3H252ZM255 4H260V3H255ZM13 5H14V4H13ZM15 5H16V4H15ZM119 5L117 4V6H119ZM123 5H122V6H123ZM140 5H141V3H140ZM156 5H157V4H156ZM159 5H160V3H159ZM166 5H167V4H166ZM173 5H174V4H173ZM182 5L184 6V4H182ZM196 5H197V4H196ZM196 5H194V7H196ZM208 5H209V3H208ZM234 5H235V6H234ZM243 5L241 4V5H239V7H241V6H243ZM246 5H247V2H246ZM261 5H262V3H261ZM38 6H40V7H38ZM38 6H37L38 8H41V5H38ZM143 6H144V4H143ZM147 6H148V5H145V7H147ZM157 6H158V5H157ZM162 6H163V5H162ZM171 6H172V5H171ZM174 6H176V5H174ZM179 6H181V5L179 4ZM179 6H178V7H179ZM192 6H193V5H192ZM192 6H191L190 8L187 6L188 9H185L184 7H182V8L185 9V10H187V11H190L191 8H192ZM209 6H211V5H209ZM230 6H231V9H230ZM255 6H256V5H255ZM262 6H264V5H262ZM9 7H10V8H9ZM37 7L35 8V10L38 9ZM106 7L108 8L109 6H106ZM106 7H105V8H106ZM113 7H114V6H113ZM115 7H116V5H115ZM136 7H137V6H136ZM138 7H139V6H138ZM164 7H165V6H164ZM167 7H168V6H167ZM185 7H186V6H185ZM187 7H186V8H187ZM243 7H244V6H243ZM247 7H248V6H245V8H247ZM249 7H250V6H249ZM249 7H248V8H249ZM252 7H254V4L252 5ZM257 7H258V9H260V13H261L262 10H261V8H259L260 6H257ZM13 8H14V6H13ZM13 8H12V9H13ZM107 8H106V10H107ZM116 8H117V7H116ZM120 8H121V6H120ZM126 8H127V6H126ZM147 8H149V7H147ZM150 8H151V7H150ZM153 8H154V6H153ZM153 8H152V10H153ZM155 8H156V6H155ZM171 8H172V7H171ZM203 8H204V6H203ZM205 8H206V9H205ZM205 8H204L205 11L208 10L207 7H205ZM210 8H211V7H209V10L212 9V8H211V9H210ZM250 8H251V7H250ZM262 8H263V7H262ZM15 9H16V8H15ZM102 9H103V8H102ZM108 9H109V8H108ZM110 9L112 10V9H114V8H112V6H111ZM110 9H109V10H110ZM129 9H130V8H129ZM141 9H143V7H142ZM141 9H140V11H141ZM161 9H162V7H161ZM163 9H164V8H163ZM168 9H169V8H168ZM177 9H178V8H177ZM177 9H176V10H177ZM183 9H182V10H183ZM189 9H190V10H189ZM194 9H195V8H194ZM197 9H198V5H197ZM197 9H196V10H197ZM254 9H255V8H254ZM104 10H105V9H104ZM109 10H108V11H109ZM116 10H117V9H116ZM118 10H120V9H118ZM118 10H117V12H119ZM121 10L124 11V9H121ZM130 10H131V9H130ZM143 10H144V9H143ZM154 10H155V9H154ZM156 10H157V9H156ZM158 10H159V9H158ZM165 10H166V9H165ZM171 10H172V9H170V11H171ZM178 10H179V9H178ZM182 10L180 9V12H179V11H177V12H179V13L182 14V12L184 11V10H183V11H182ZM198 10H199V9H198ZM246 10H248V9H246ZM255 10H256V9H255ZM61 11H62V10H61ZM128 11H129V10H128ZM137 11H138V10H137ZM140 11H139V12H140ZM150 11H151V9H150ZM150 11H149V12H150ZM170 11L167 10V11H164L163 13H161V18H162V19H167V17L170 15V14H169ZM173 11H174V10H173ZM181 11H182V12H181ZM192 11L195 13V11H194L193 9H192ZM9 12H10V11H9ZM96 12H97V11H96ZM99 12H100V11H99ZM99 12H98V14H99ZM103 12H104V11H103ZM106 12H107V11H106ZM112 12L114 13V11H112ZM125 12H126V11H125ZM125 12H124V14L126 15L127 12H126V13H125ZM144 12H145V11H144ZM144 12H143V13H144ZM155 12H156V11H155ZM174 12H175V11H174ZM177 12H176V13H177ZM184 12H185V11H184ZM197 12H198V11H197ZM203 12H204V10H203ZM253 12H254V11H253ZM253 12H252V14L254 15ZM7 13H8V11H7ZM60 13H61V12H60ZM62 13H63V12H62ZM62 13H61L60 15H62ZM113 13H112V14H113ZM140 13H141V12H140ZM150 13H151V12H150ZM156 13H157V12H156ZM156 13H155V14H156ZM201 13H202V11H201ZM201 13H200L198 16H197V15H195V16H197L198 19H199V17L201 18V16H200ZM204 13H205V12H204ZM241 13H242V12H241ZM255 13H257V12H255ZM262 13H263V12H262ZM110 14H111V13H110ZM110 14H108V15L110 16ZM115 14H116V12L114 13V15H115ZM127 14H128V13H127ZM134 14H135V12H134ZM134 14H133V12H132V16H133ZM147 14H148V13H147ZM151 14H152V13H151ZM153 14H154V13H153ZM174 14H175V13H174ZM184 14H185V13H184ZM184 14H183V15H184ZM190 14H191V11H190L189 15H190ZM195 14H197V13H195ZM205 14H206V13H205ZM208 14H209V13H207L206 15L208 16ZM214 14H215V13H214ZM219 14H220V13H219ZM219 14L216 13V15H217L218 17H219ZM221 14H222V13H221ZM63 15H64V14H63ZM101 15H102V12H101ZM108 15H107V16H108ZM117 15H118L117 17H119V16L121 17V16H122L121 14H117ZM125 15H124V18H126ZM139 15H142V14H139ZM143 15H145V14H143ZM183 15H182V16H183ZM203 15H204V14H203ZM222 15H224V14H222ZM248 15H249V12H248ZM263 15H264V14H263ZM263 15H262V14H261V15L258 14V15H256V16L254 15L255 18H253V19H252V18L249 19V18H250V16H249L248 20H246L247 22H245V20H244V22L247 23V24H249V23H250L251 25L253 24V26L258 30V33H259L258 35H260V36H258L259 38L256 39V38H255L256 36L254 37V35L250 32V34L253 35V37H254L255 39L252 37V39L249 40V41H250L249 43H248L247 40H246V43H248V45L251 44L250 47H249L248 49H250V48L253 47L252 44H256V45H257V43L259 44L260 42H257L258 39H260L259 41H263V39H264V16H263ZM57 16H58V14H57ZM57 16H56V17H57ZM99 16H100V15H99ZM126 16H127V15H126ZM149 16H150V14H149ZM159 16H160V15H159ZM182 16H181V17H182ZM195 16L193 15L192 17L195 18ZM207 16H206V17H207ZM210 16H211V15H210ZM212 16H213V13H212ZM217 16H216V17H217ZM53 17H54V15H53ZM53 17H52V18H53ZM113 17H114V16H113ZM113 17H112V18H113ZM120 17H119V18H120ZM130 17H131V16H130ZM153 17H154V16H152V17L150 16V18H152V20L154 19ZM175 17H176V16H175ZM178 17H179V16H178ZM184 17H186V16H184ZM188 17H189V16H188ZM188 17H187V18H188ZM192 17H191V18H192ZM202 17H203V16H202ZM206 17L204 16V17H203V20H204V19H207ZM220 17L223 18V16H221V15H220ZM225 17H224V18H225ZM247 17H248V16H247ZM251 17H252V16H251ZM54 18H55V17H54ZM57 18H58V17H57ZM59 18H60V17H59ZM65 18H66V19H65ZM67 18H68V19H67ZM100 18H101V17H100ZM105 18H107V17L105 16ZM105 18H104L103 20H105ZM109 18H110V17H109ZM115 18H116V17H114L113 19H115ZM124 18H123V19H124ZM132 18H133V17H132ZM139 18H140V16H139ZM146 18H148V17H146ZM187 18H185V19H187ZM194 18L192 19V21H193V20L196 21V19H194ZM208 18H209V16H208ZM214 18H215V17H213V19H214ZM48 19H49V20H48ZM98 19H99V18H98ZM110 19H111V18H110ZM120 19H121V18H120ZM143 19H144V18H143ZM143 19H142V20H143ZM148 19H149V18H148ZM148 19H147V20H148ZM159 19H160V18L158 17V20H159ZM217 19H220V18H217ZM53 20L56 21L57 19H56V20L53 19ZM58 20H59V19H58ZM58 20H57V22H58ZM99 20H100V19H99ZM101 20H102V19H101ZM101 20H100V21H101ZM111 20H112V19H111ZM117 20H119V19H117ZM117 20H116V19H115V20H112L113 22H116L114 25H119V24H121V25H119V26H122V21H121V23H120V22H117ZM133 20H134V19H133ZM142 20H141V21H142ZM144 20H145V19H144ZM144 20H143V21H144ZM179 20H180V18H179ZM211 20H212V19H211ZM211 20H210V21H211ZM61 21H63V19H62ZM131 21H132V19H131ZM131 21H130V22H131ZM143 21L141 22V25L143 24ZM148 21H151V20H148ZM148 21H147V22H148ZM159 21H160V20H159ZM161 21H164V23H165V20H161ZM180 21H181V20H180ZM183 21H184V20H183ZM192 21H191V22H192ZM198 21H199V20H198ZM213 21H215V20H213ZM237 21H236V23H235L236 26H237ZM47 22H48V23H47ZM113 22H112L111 26H114V25H113ZM127 22H128V21H127ZM132 22H133V21H132ZM169 22H170V21H169ZM178 22H179V21H178ZM185 22H186V20H185ZM188 22H190V21H188ZM201 22H202V21H201ZM205 22H206V21H205ZM217 22H218V21H217ZM220 22H222L221 19H220ZM225 22H226V21H225ZM231 22H229V23H231ZM241 22H243V18H242V21H241ZM244 22H243V23H244ZM59 23H60V22H59ZM91 23H92V21H91ZM107 23L109 24L110 22L107 21ZM133 23H134V22H133ZM137 23H138V22H137ZM145 23H146V21H145ZM148 23H149V22H148ZM161 23H162V22H161ZM208 23H209V22H208ZM208 23H207V24H208ZM212 23L214 24L215 22H212ZM222 23H224V22H222ZM229 23H228V24H229ZM238 23H239V22H238ZM88 24H90V23H88ZM92 24H93V23H92ZM139 24H140V23H139ZM150 24H151V23H150ZM169 24L171 25V22H170ZM169 24H168V25H169ZM184 24H185V23H184ZM192 24H193V23H192ZM199 24H200V22H199ZM199 24H197V25H199ZM205 24H206V23H204V25H205ZM210 24H211V23H210ZM226 24H227V22H226ZM226 24H225V25H226ZM240 24H242V23H239V25H240ZM102 25H103V24H102ZM132 25H133V24H132ZM143 25L145 26V24H143ZM148 25H149V24H148ZM190 25H191V24H190ZM190 25H189V26H190ZM208 25H209V24H208ZM215 25H216V24H215ZM219 25H221V23H219ZM233 25H234V24H233ZM242 25H243V24H242ZM242 25H240V26L243 27ZM244 25H246V24H244ZM251 25H250V26L246 25V26H248L249 28H251ZM84 26H85V25H84ZM123 26H124V25H123ZM149 26H151V25H149ZM171 26H172V25H171ZM177 26H178V23H177ZM182 26H183V25H182ZM184 26H185V25H184ZM184 26H183V27H184ZM187 26H188V25H187ZM199 26H200V25H199ZM217 26H218V25H217ZM226 26H227V25H226ZM253 26H252V27H253ZM78 27H80V26H78ZM88 27H89V29L91 28L90 26H88ZM105 27H106V26H105ZM107 27H108V26H107ZM152 27H153V26H152ZM179 27H180V25H179ZM183 27H181V28H183ZM192 27H193V26H192ZM194 27H195V26H194ZM194 27H193V29H195ZM201 27H202V26H201ZM209 27H210V26H209ZM211 27H212V26H211ZM0 28H2V27H0ZM4 28H3V30H4ZM81 28H82V26H81ZM108 28H109V27H108ZM108 28H107V29H108ZM114 28H115V26H114ZM118 28H120V27H118ZM129 28H130V27H129ZM133 28H134V27H133ZM139 28H140V25H139ZM146 28H147V26H146ZM168 28H169V27H168ZM177 28H178V27H177ZM203 28H204V27H203ZM203 28H202V29H203ZM206 28H207V27H206ZM206 28H204V30H205ZM239 28H240V27H239ZM243 28H244V27H243ZM243 28H242V29H243ZM255 28H253V29H255ZM82 29H83V28H82ZM85 29H86V27H85ZM107 29H106V30H107ZM109 29H110V28H109ZM112 29H113V28H112ZM116 29H117V28H116ZM122 29H124V28L122 27ZM122 29H120V30L122 31V32L120 31V32H121V36H123V35L125 36V34L122 35V33H123V30H122ZM130 29H131V28H130ZM136 29L138 30V28H136ZM143 29H144V28H143ZM148 29H150V28H148ZM171 29H173V28H171ZM178 29H179V28H178ZM191 29H192V28H191ZM220 29H221V28H220ZM220 29H219V30H220ZM224 29H225V28L223 27L222 30L224 31ZM231 29H232V27H231ZM236 29H238V26L236 27ZM236 29H235V30H236ZM245 29H246V27H245ZM247 29H248V28H247ZM27 30H28V29H27ZM114 30H115V29H114ZM117 30H118V29H117ZM127 30H128V29H127ZM166 30H167V29H166ZM174 30H176V29H174ZM195 30H196V29H195ZM195 30H194V31H195ZM197 30H198V29H197ZM200 30H201V28H200ZM204 30H203V31H204ZM207 30H209V29H207ZM235 30H234V31H235ZM243 30H244V29H243ZM50 31H52V30H50ZM50 31H49V32H50ZM118 31H119V30H118ZM118 31H117V34L120 33V32H118ZM124 31H125V30H124ZM128 31H129V30H128ZM132 31H133V30H131L130 32H132ZM142 31H143V30H142ZM142 31H141V33H142ZM146 31H147V30H146ZM179 31H180V29H179ZM179 31H178V32H179ZM186 31H187V29H186ZM194 31H193V32H194ZM205 31H206V30H205ZM205 31H204V33H205ZM211 31L214 32L213 29H212ZM229 31H231V30H229ZM232 31H233V30H232ZM240 31H241V30H240ZM244 31H245V30H244ZM246 31H247V30H246ZM248 31H249V30H248ZM108 32H109V31H108ZM126 32H127V31H125V33H126ZM136 32H137V31H136ZM138 32H140V31H138ZM147 32H150V30H148ZM152 32H153V31H152ZM164 32H165V31H164ZM180 32L182 33V30H181ZM209 32H210V31H209ZM215 32H216V31H215ZM220 32H222V31H220ZM225 32H228L227 29H226ZM1 33H2V32L0 31V35H2V37H3V34H1ZM4 33H5V31H4ZM41 33H42V32H41ZM134 33H135V31H134ZM154 33H155V32H154ZM161 33H162V32H161ZM165 33H166V32H165ZM165 33H164V34H165ZM171 33L174 34V32H172V30H171ZM181 33H179V34H181ZM188 33H189V32H188ZM190 33H191V32H190ZM206 33H207V32H206ZM210 33H211V32H210ZM222 33H223V32H222ZM244 33L246 34V32H244ZM244 33H242V36H244L245 39H246L247 37H246L245 35H243ZM117 34H114V35H117ZM127 34H128V33H127ZM131 34H132L134 37H135V35L137 36V34H133V32H132ZM145 34H147V33H145ZM156 34H157V32H156ZM177 34H178V33H177ZM182 34H183V33H182ZM191 34L194 35L195 33H191ZM211 34H212V33H211ZM223 34H224V33H223ZM239 34H240V33H239ZM248 34H249V32H248ZM248 34H247V35H248ZM10 35H9V36H10ZM30 35H32V33H31ZM35 35H36V34H35ZM39 35H40V34H38V36H39ZM44 35H45V34H44ZM114 35H113V36H114ZM118 35H119V34H118ZM118 35H117V36H118ZM128 35H130V33H129ZM128 35H127V36H128ZM143 35H144V34H143ZM158 35H159V34H158ZM166 35H167V33H166ZM166 35H165V36H166ZM168 35L170 36V34H168ZM193 35H190V36L192 37ZM202 35H204V34H202ZM202 35H200V36L202 37ZM216 35H217V34H216ZM220 35H221V34H220ZM220 35H217V36H220ZM226 35H228V33H226ZM229 35H232V34H229ZM28 36H29V35H28ZM38 36H37V37H38ZM42 36H43V35H42ZM107 36H108V35H107ZM145 36H146V35H145ZM150 36H151V38H148V37H149V33H148L147 36H146V39H152V40H154V39L152 38V34H151V33H150ZM156 36H157V35H156ZM159 36H161V34H160ZM163 36H164V35H163ZM163 36H162V37H163ZM165 36H164V37H165ZM186 36H187V35H186ZM188 36H189V35H188ZM205 36H207V35H205ZM212 36H213V34H212ZM212 36H211V37H212ZM221 36H222V35H221ZM223 36H224V35H223ZM233 36H234V34H233ZM235 36H236V35H235ZM235 36H234V37H235ZM2 37H1V38H2ZM31 37H33V36H31ZM105 37H106V36H105ZM105 37L103 36V38H105ZM131 37H132V36H131ZM134 37H133V38H134ZM154 37H155V35H154ZM164 37H163V38H164ZM203 37H204V36H203ZM207 37H208V36H207ZM213 37H214V36H213ZM238 37H239V36H238ZM17 38H19V37H17ZM44 38H45V37H44ZM50 38H51L52 40H50ZM110 38H111V39H110ZM110 38H109L110 40L115 39V41H116V38H117V37H115V38L112 39V37L110 36ZM118 38H120V37H118ZM124 38H125V37H123V39H124ZM126 38H127V37H126ZM128 38H130V37H128ZM156 38H157V40H158V36H157ZM166 38H168V36H167ZM174 38H176L175 35H174L173 39H174ZM181 38H182V37H181ZM192 38H193V37H192ZM196 38L199 39L200 37L198 38V37L195 36L194 39H196ZM214 38H215V37H214ZM227 38H228V37H227ZM235 38H236V37H235ZM239 38H241V37H239ZM6 39H9V38H6ZM33 39L36 40L37 38H36V37H35V38L33 37ZM40 39H38V40H40ZM130 39H132V38H130ZM138 39H140V38H138ZM146 39H144V41H143L142 44L147 43L148 40H146ZM159 39H160V40H159L158 42L161 41V38H160V37H159ZM201 39H202V38H201ZM220 39H221V38H220ZM228 39H229V38H228ZM230 39L232 40V38H230ZM242 39H244V38L242 37ZM242 39H241V40H242ZM2 40H3V38H2ZM11 40H12V41H11ZM14 40H15V39H14ZM14 40H13V39H10V40H8V41L6 40V41H7V42L10 41V43H11V42H13ZM26 40L28 41V38H27ZM26 40H25V41H26ZM31 40H32V39H31ZM35 40H32L31 42H33V41H35ZM49 40H50V42H49ZM117 40H118V39H117ZM125 40H126V39H125ZM125 40H124V41H125ZM133 40H134V39H133ZM136 40H137V39H136ZM157 40H155V41H157ZM176 40H177V39H176ZM191 40H192V39H191ZM191 40H188V41H191ZM203 40H204V39H203ZM207 40H208V39H207ZM207 40H206V42H207ZM210 40H211V39H210ZM223 40H224V39H223ZM225 40H226V39H225ZM231 40H230V41H231ZM27 41H26V42H27ZM36 41H37V40H36ZM36 41H35V42H36ZM103 41H104V40H103ZM103 41H102V42H103ZM107 41H108V40H107ZM107 41H106V42H107ZM129 41H130V40H128V43H129ZM145 41H146V42H145ZM149 41H150V40H149ZM155 41H154V42H155ZM162 41H163V39H162ZM171 41H172V40H171ZM171 41H170V42H171ZM186 41H187V40H186ZM196 41H197V40H196ZM196 41L194 40V42H196ZM217 41H218V39H217ZM217 41H216V42H217ZM233 41H234V40H233ZM244 41H245V40H244ZM1 42H2V41H0V43H1ZM19 42H20V41H19ZM102 42H101V43H102ZM106 42H103V43L101 44L100 47H101L102 49H108V48L110 47L111 50L107 51V54H106V55H107V56H108V55H111V56H112V51H113L114 48L112 47V48H113V49H112L111 46L106 47V44H107ZM113 42H114V40H113ZM113 42H111V43L113 44ZM126 42H127V40H126ZM135 42H137V41H134V44H135ZM138 42H139V41H138ZM140 42H141V41H140ZM154 42H153V43H154ZM168 42H169V41H168ZM182 42H183V40H182ZM210 42H211V41H210ZM216 42H215V43H216ZM219 42H220V41H218V44H219ZM226 42H227V41H226ZM237 42H239L238 39H237ZM5 43H6V42H4V44H5ZM17 43H18V42H17ZM23 43H24V42H23ZM23 43H22V44H23ZM47 43H50V45L52 46V48H55V49H51V50L49 49V50H46V49L44 48V46H47ZM111 43H110V44H111ZM115 43H117V42H115ZM149 43H152V42H149ZM153 43H152V45H153ZM164 43H166V42L164 41ZM174 43H177V42L174 41ZM178 43H180V42H178ZM178 43H177V44H178ZM186 43H187V42H186ZM201 43H202V41H201ZM235 43H236V42H235ZM261 43H262V42H261ZM1 44H3V42H2ZM1 44H0V45H1ZM24 44H25V43H24ZM32 44H33V43H32ZM37 44H38V43H37ZM124 44H127V43L124 42ZM142 44H141V45H142ZM160 44H161V46H162V43H160ZM172 44H173V41H172ZM205 44H207V43H205ZM218 44L216 43V45H218ZM237 44H238V43H237ZM11 45H12V44H11ZM11 45H8V46H11ZM34 45H35V44H34ZM108 45H109V42H108ZM118 45H119V44H118ZM146 45H147V44H146ZM164 45H165V44H164ZM173 45H175V44H173ZM182 45H186V44L182 43ZM182 45H181V49H182V47H183ZM187 45L189 46V45H191V43H190V44L188 43ZM187 45H186V46H187ZM193 45L196 46L195 44H193ZM207 45H208V44H207ZM207 45H206V47H207ZM213 45H214V44H213ZM231 45H232V43H231ZM241 45H242V44H241ZM241 45H240V46H241ZM3 46H4V45H3ZM26 46H27V44H26ZM32 46H33V45H32ZM36 46H37V45H36ZM36 46H35V47H36ZM51 46H50V47H51ZM97 46H98V44L96 45V48H97ZM134 46H136V44H135ZM156 46H157V49H158V44H157ZM159 46H160V45H159ZM169 46H170V44H169ZM199 46H202V44H200ZM203 46H204V45H203ZM203 46H202V47H203ZM208 46H209V45H208ZM227 46H228V45H227ZM237 46H238V45H237ZM237 46H236V47H237ZM245 46H246V44H245ZM251 46H252V47H251ZM257 46H258V45H257ZM261 46H263V45L261 44ZM20 47H21V46H20ZM100 47H99V48H100ZM118 47H119V46H118ZM122 47H124V46H122ZM125 47H127V46H125ZM125 47H124V48H125ZM147 47H148V46H147ZM153 47H154V46H152L151 48L153 49ZM164 47H165V46H164ZM175 47H176V45H175ZM178 47H180V44L178 45ZM209 47H210V46H209ZM215 47H216V46H215ZM215 47L213 46L212 48H215ZM232 47H233V45H232ZM236 47H235V48H236ZM242 47H243V46H241L240 48H242ZM247 47H248V46H247ZM258 47L260 48V46H258ZM6 48H7V47H6ZM8 48H9V47H8ZM12 48H13V47H12ZM28 48H29V46H28ZM31 48H32V47H31ZM120 48H121V47H120ZM138 48H139V47H138ZM140 48H142V47H140ZM160 48L162 49L163 47H159V49H160ZM165 48H166L167 50H169V47H168V48L165 47ZM207 48H208V47H207ZM222 48H223V47H222ZM222 48H221V49L218 48V50L216 51V53H217V54H220ZM224 48H226V47H224ZM235 48H234V49L232 48V49H233L232 51H234ZM245 48H246V47H245ZM245 48H243V49H245ZM259 48H258V51L256 50L257 48H256L254 51L259 52V50L261 49V48H260V49H259ZM0 49L3 50L2 47H1ZM19 49H21V48H19ZM33 49H34V48H33ZM115 49H116V48H115ZM117 49H118V48H117ZM122 49H123V48H122ZM129 49H130V47H129ZM133 49H134V48H133ZM155 49H156V48H155ZM161 49H160V50H161ZM172 49H173V47H172ZM176 49H177V48H176ZM178 49H179V48H178ZM178 49H177V50H178ZM181 49H180V50H181ZM184 49H186V47H184ZM204 49H205V46H204ZM208 49H209V48H208ZM208 49H207V50H208ZM236 49H237V48H236ZM238 49H239V48H238ZM243 49H242V50H243ZM24 50H25V49H24ZM24 50H23V52H24ZM28 50H31V49H28ZM37 50H39V49L37 48ZM94 50H95V49H94ZM119 50H121V49H119ZM123 50H124V49H123ZM131 50H132V49H131ZM135 50H136V48H135ZM142 50H143V49H142ZM149 50H150V49H149ZM149 50H148V51H149ZM182 50H183V49H182ZM186 50H187V49H186ZM186 50H185V51H186ZM188 50L192 51L193 49H189V48H188ZM194 50H196V49H194ZM229 50H230V49H229ZM240 50H241V49H240ZM4 51H7V49L4 50ZM13 51H14V50H13ZM13 51H12V52H13ZM17 51H18V49H17ZM21 51H22V50H21ZM21 51H18V52L22 53ZM34 51H36V50L34 49L33 51H30V52H33V53H34ZM105 51H106V50H105ZM114 51H115V50H114ZM116 51L118 52V50H116ZM125 51H126V50H125ZM137 51H138V49H137ZM139 51H140V50H139ZM161 51H162V50H161ZM173 51H174V50H172V52H173ZM175 51H176V50H175ZM185 51H184V52H185ZM204 51H205V50H204ZM208 51H209V50H208ZM222 51H223V50H222ZM225 51L227 52L228 50L225 49ZM225 51H223L222 53H226ZM236 51H237V50H236ZM236 51H235V52H236ZM245 51H247V50H245ZM261 51H262V50H261ZM263 51H264V50H263ZM263 51H262V52H263ZM9 52H10V51H9ZM12 52H11V53H12ZM37 52H38V51H37ZM59 52H60V51H59ZM59 52H58V54H59ZM61 52H62V51H61ZM96 52H97V50H96ZM101 52H102V51H101ZM117 52H116V53H117ZM119 52H120V51H119ZM143 52H144V51H143ZM172 52H170V53H172ZM212 52H213V49H212ZM235 52H234V55L236 54ZM239 52H240V51H239ZM252 52H253V50H252ZM2 53H5V52H2ZM11 53H10V54H11ZM64 53H65V51H64ZM94 53H95V52H94ZM113 53H114V52H113ZM121 53H122V50H121V52H120V55H118V53H117V56H116V59H115V60H117V59H119V58H121V57L124 58V56H121ZM128 53H129V51H128ZM132 53H134V52H132ZM137 53L139 54V52H137ZM168 53H169V52H168ZM181 53H183V52H181ZM190 53H193V52H190ZM198 53H199V54H202V52H201V53L198 52ZM216 53H215V55H216ZM246 53H248V52H246ZM246 53H245V54H246ZM263 53H264V52H263ZM263 53H262L261 55H263ZM96 54H97V53H96ZM124 54H125V53H124ZM130 54H131V53H130ZM141 54H142V52H141ZM143 54H144V53H143ZM143 54H142V55H143ZM194 54H195V53H194ZM204 54H205V53H204ZM206 54H207V51H206ZM209 54H210V53H209ZM209 54H208V55H209ZM227 54H228V53H227ZM227 54H225V55H227ZM238 54H239V53H238ZM238 54L235 55L236 58L238 57ZM241 54H242V53H241ZM252 54H253V53H252ZM252 54H249V55L251 56ZM7 55H9V53H8ZM12 55H14V53H13ZM24 55H26V53H25ZM27 55H28V54H27ZM70 55H71V56H70ZM106 55H105V56H106ZM134 55H135V54H134ZM144 55H145V54H144ZM144 55H143V56H144ZM164 55H165V54H164ZM169 55H170V57H171L172 54H169ZM175 55H177V54H175ZM184 55H185V54H184ZM192 55H193V54H192ZM234 55H233V56H234ZM255 55H256V54H255ZM261 55H260V56H261ZM0 56H1V55H0ZM2 56L4 57V55H2ZM5 56H6V55H5ZM9 56H10V55H9ZM19 56H21V55H19ZM57 56H58V55H57ZM105 56H104V59H105ZM119 56H121V57H119ZM137 56H138V55H137ZM139 56H140V55H139ZM165 56H166V55H165ZM167 56H168V55H167ZM172 56H173V55H172ZM186 56H188L187 53H186ZM190 56H191V55H190ZM197 56H198V55H197ZM210 56H212V55H210ZM219 56H220V55H219ZM240 56H241V55H240ZM240 56H239V57H240ZM244 56H245V55H244ZM94 57H95V55H94ZM108 57H109V56H108ZM108 57H106V58H108ZM117 57H119V58H117ZM128 57H129V56L127 55V58H128ZM130 57H132V56H130ZM170 57H169V58H170ZM173 57H174V56H173ZM176 57H178V56H175V59H173V58H172V59H173V60H176ZM179 57H181V56H179ZM191 57H192V56H191ZM205 57H206V58H209V56H206V55H205ZM227 57H228V56H227ZM253 57H255V56H253ZM9 58H10V57H8V59H9ZM29 58H30V57H28V59H29ZM99 58H100V57H98V59H99ZM110 58H111V57H110ZM140 58H141V57H140ZM169 58H168L167 62L170 60ZM185 58H186V57H185ZM192 58H193V57H192ZM216 58H218V57H216ZM234 58H235V57H233V59H234ZM245 58H246V57L241 58V59H245ZM255 58H256V57H255ZM259 58H260V57H259ZM262 58H263V57H262ZM262 58H260V59H262ZM23 59H25V58H22V60H23ZM30 59H31V58H30ZM42 59H43V58H42ZM44 59H45V58H44ZM56 59H57V57H56ZM90 59L93 60V55H92V54H91ZM96 59H97V58H96ZM98 59H97V60H98ZM111 59H112V58H111ZM128 59H129V58H128ZM128 59H127V60H128ZM133 59H134V58L132 57V60H133ZM136 59H137V58H136ZM136 59H134V60H136ZM166 59H167V58H166ZM178 59H179V58H178ZM187 59H188V58H187ZM210 59H211V58H210ZM213 59H214V58H213ZM219 59H220V58H219ZM221 59H222V57H221ZM221 59H220V61H221ZM224 59H225V58H224ZM230 59H231V58H230ZM247 59H248V58H247ZM10 60H11V59H10ZM13 60H14V59H13ZM20 60H21V59H20ZM26 60H27V59H26ZM36 60H37V59H36ZM38 60L40 61V58H39ZM38 60H37V61H38ZM57 60L59 61V59H57ZM109 60H110V59H109ZM122 60H123V59L121 58V62H122ZM137 60H138V59H137ZM183 60H185V59H183ZM188 60H190V59H188ZM211 60H212V59H211ZM214 60H215V59H214ZM231 60H232V59H231ZM234 60H235V59H234ZM236 60H237V59H236ZM238 60H240V59H238ZM252 60H253V59H252ZM257 60H258V58H257ZM1 61L8 62L9 60L6 61V60L2 59ZM17 61H18V60H16V62H17ZM34 61H35V60H34ZM43 61H44V60H42V62H43ZM54 61H55V60H54ZM54 61H53L51 64H53ZM86 61H85V62H86ZM101 61H102V60H101ZM104 61L107 62V60H104ZM138 61H141V60H138ZM171 61H172V60H171ZM185 61H186V60H185ZM190 61H191V60H190ZM212 61H213V60H212ZM220 61H219V62H220ZM247 61H248V60H247ZM247 61H246V62H247ZM11 62H13V61H11ZM16 62H14V63L16 64ZM18 62L21 63L22 61H18ZM28 62H29V60H28ZM31 62H32V61H31ZM46 62H47V60H46ZM46 62L44 61L42 64H44V63H46ZM59 62H60V61H59ZM87 62H89V61H87ZM97 62H98V61H97ZM97 62H96V60H95V63H97ZM113 62H114V61H113ZM113 62H111V65L113 64V66H112L113 68H112V69H114V67H115V66H114L115 63H113ZM123 62L126 63V61H123ZM128 62H129V60H128ZM135 62H136V61H135ZM173 62L175 63L176 61H173ZM186 62H187V61H186ZM214 62H215V61H214ZM225 62L227 63V61H225ZM233 62H234V61H233ZM261 62H263V60H262ZM8 63H9V62H8ZM38 63H39V62H38ZM40 63H41V62H40ZM40 63H39V64H40ZM92 63H93V61H92ZM95 63H94V64H91V65H95ZM100 63H101V62H100ZM100 63H99V64H100ZM116 63H117V62H116ZM141 63H143V62L141 61ZM171 63H172V62H171ZM226 63H225V64H226ZM238 63H239V62H238ZM248 63H249V62H248ZM250 63H251V62H250ZM257 63H258V62H257ZM259 63H260V62H259ZM263 63H264V62H263ZM21 64H22V63H21ZM24 64H25V63H24ZM26 64H27V62H26ZM26 64H25V65H26ZM34 64H35L36 67H38V66H37L38 64H36V62H35ZM85 64H86V63H85ZM89 64H90V63H89ZM89 64H88V65H89ZM102 64H103V63H102ZM119 64H120V63H119ZM121 64H122V63H121ZM121 64H120V65H121ZM128 64H129V67H130V66H131V65H130V64H131V61H130ZM168 64H169V63H168ZM183 64H184V63H183ZM185 64L187 65V64H189V63H185ZM185 64H184V65H185ZM217 64H218V63H217ZM244 64H245V63H244ZM9 65H10V63L8 64V66H9ZM12 65H13V64H12ZM47 65H48V64H47ZM47 65H46V66H47ZM71 65H70V67H71ZM88 65H87V66H88ZM109 65H110V64H109ZM122 65H124V64H122ZM136 65H137V64H136ZM136 65H135V66H136ZM141 65H142V64H141ZM171 65H172V64H171ZM174 65H175V64H174ZM215 65H216V64H215ZM228 65H229V64H228ZM238 65H240V64H238ZM249 65H250V64H249ZM252 65L254 66V65H255V62H253ZM10 66H11V65H10ZM13 66H14V65H13ZM19 66H20V65H19ZM19 66H18V67H19ZM22 66H23V65H22ZM31 66L34 67V65H30V68H31ZM74 66H73V67H74ZM96 66H97V65H96ZM101 66H104V65H101ZM105 66H106V63H105ZM124 66H126V68H127L128 65H124ZM124 66H123V67H124ZM169 66H170V65H169ZM175 66H176V67H179V65H175ZM188 66H189V65H188ZM225 66H227V65H225ZM225 66H224V68H225ZM229 66H230V65H229ZM229 66H227V67H229ZM233 66L235 67V65H233ZM233 66H232V67H233ZM242 66H243V65H242ZM20 67H21V66H20ZM27 67H28V66H27ZM40 67H43V66L41 65ZM52 67L54 68L55 66H52ZM52 67H51V68H52ZM56 67H57V66H56ZM59 67H58V68H59ZM81 67H83V66H81ZM88 67H89V66H88ZM92 67H93V66H92ZM98 67H99V66H98ZM173 67H174V66H172V68H173ZM176 67H175V68H176ZM183 67H185V66H183ZM230 67H231V66H230ZM234 67H233V68H234ZM237 67H238V66H237ZM250 67H251V66H250ZM250 67H249V68H250ZM256 67H258V66H256ZM0 68H1V67H0ZM6 68H7V67H6ZM9 68H10V67H9ZM44 68L47 69L45 66H44ZM44 68H43V69H44ZM64 68H63V69H64ZM94 68H95V67H94ZM106 68H107V67H106ZM119 68H120V67H119ZM121 68H122V66H121ZM138 68H139V66H138ZM247 68H248V67H247ZM263 68H264V67H263ZM263 68H262V69H263ZM3 69H4V68H3ZM36 69H37V68H35V70H34V68H33L34 71H36ZM39 69H42V68H39ZM48 69H49V68H48ZM54 69H55V68H54ZM54 69H53V70H54ZM72 69H74V68H72ZM81 69H82V68H81ZM81 69H80V68H79L78 70H77V69H74V73H75V70L81 72V71H80ZM88 69H90V68H88ZM92 69H93V68H92ZM97 69H98V68H97ZM101 69H103V68H101ZM108 69H110V67H109ZM117 69H118V68H117ZM117 69H115V72H116ZM131 69H132V68H131ZM131 69H130V71H131ZM133 69H134V68H133ZM136 69H137V68L135 67V70H134V71H136ZM180 69H182V68H180ZM180 69H179V71H180ZM235 69H236V68H235ZM235 69H234V70H235ZM237 69H238V68H237ZM237 69H236V70H237ZM241 69H243V68L241 67L239 70H241ZM259 69H260V68H259ZM259 69H258V70H259ZM6 70H7V69H6ZM20 70H21V69H20ZM22 70H23V69H22ZM28 70L30 71L29 68H28ZM53 70H52V72H55V71H53ZM70 70H71V68H70ZM110 70H111V69H110ZM119 70H120V69H119ZM122 70H123V68H122ZM122 70H120V71L117 70V71H118L117 73H120ZM126 70H127V69H126ZM138 70H139V69H138ZM186 70H187V67H186ZM229 70H230V68H229ZM243 70H244V69H243ZM243 70H242V71H243ZM255 70H256V69H255ZM255 70H254V71H255ZM14 71H15V70H14ZM14 71H13V72H14ZM29 71H28V73H29ZM34 71H33V72H34ZM37 71H38V70H37ZM39 71H40V72H43V71H41V70H39ZM56 71H58V69H57ZM65 71H66V70H65ZM72 71H73V70H72ZM82 71H83V70H82ZM85 71H86V69H85ZM95 71H96V68H95ZM95 71H91V72H95ZM100 71H101V70H100ZM100 71H98V72L100 73ZM154 71H155V70H154ZM184 71H185V69H184ZM222 71H223V70H222ZM225 71H227V70H225ZM237 71H238V70H237ZM245 71H246V70H245ZM247 71H248V70H247ZM259 71H260V70H259ZM2 72H3V70H1V74H2ZM4 72H5V70H4ZM6 72H7V71H6ZM6 72L4 73V75L6 74ZM30 72H31V71H30ZM33 72H32V73H33ZM44 72H45V71H44ZM44 72H43V74H47V72H46V73H44ZM48 72H49V71H48ZM50 72H51V69H50ZM61 72H62V71H61ZM66 72L68 73V70H67ZM69 72H71V71H69ZM83 72H84V71H83ZM83 72H82V73H83ZM105 72H106V71L104 70V73H105ZM107 72H109V71L107 70ZM107 72H106V73H107ZM110 72H111V71H110ZM110 72H109V73H110ZM137 72H138V71H137ZM139 72H140V71H139ZM155 72H156V71H155ZM174 72H175V71H174ZM189 72H190V71H189ZM223 72H224V71H223ZM231 72H232V71H231ZM235 72H236V71H235ZM239 72H240V71H239ZM239 72H238V73H239ZM249 72H250V71H249ZM7 73H8V72H7ZM16 73L18 74L17 71H16ZM24 73H25V72H24ZM55 73H57V72H55ZM72 73H73V72H72ZM86 73H87V75L89 74L88 71H86ZM101 73H102V72H101ZM104 73H103V74H104ZM106 73H105V75H106ZM109 73H107V75H108ZM131 73H132V72H131ZM131 73L129 72V74H131ZM177 73H178V72H177ZM180 73H181V71H180ZM182 73H183V72H182ZM182 73H181V74H182ZM186 73H188V71H186ZM219 73H220V72H219ZM221 73H222V72H221ZM225 73L227 74V72H225ZM238 73H237V74H238ZM240 73H241V72H240ZM34 74H35V73H34ZM58 74H59V73H58ZM63 74H64V73H63ZM63 74H62V76H63ZM77 74H78V72H77ZM77 74H76V75H77ZM80 74H81V73H80ZM91 74H92V73H91ZM111 74H112V73H110V75H111ZM114 74H115V73H114ZM114 74L112 75L113 78H114ZM123 74H125V72H123ZM126 74H127V77H128L129 74H128L127 72H126ZM137 74H138V73H137ZM142 74H143V72L141 73V76H140V77H145V75L143 74L144 76H142ZM148 74H149V73H148ZM174 74H176V72H175ZM178 74H179V73H178ZM207 74H208V73H207ZM207 74H206V75H207ZM215 74H216V73H215ZM251 74H252L251 72H250V73H247V76L249 75V77L252 78V81H253V76H251ZM4 75H3V76H4ZM13 75H14V74H13ZM20 75H21V74H20ZM26 75H27V74H26ZM28 75H30V74H28ZM53 75L55 76V74L52 73V76H53ZM84 75H85V74H84ZM84 75H82V76L85 78ZM87 75H86V76H87ZM100 75H101V74H100ZM107 75H106V76H107ZM115 75H116V74H115ZM132 75H133V74H132ZM153 75H156V74H153ZM179 75H180V74H179ZM185 75H187V74H185ZM203 75H204V74H202V76H203ZM206 75H204V76H206ZM213 75H214V74H213ZM253 75H254V73H253ZM256 75L260 76V73H259V74H256ZM256 75H254V76H256ZM31 76H32V75H31ZM31 76H30V77H31ZM47 76H48V75H47ZM50 76H51V75H50ZM54 76H53V77H54ZM66 76H68V74H66ZM70 76H71V75H70ZM70 76H68V77H70ZM92 76H94V74H93ZM102 76H103V75H102ZM116 76H117V75H116ZM122 76H123V75H122ZM134 76H135V74H134ZM176 76H177V75H176ZM187 76H188V75H187ZM208 76H209V74H208ZM211 76H212V75H211ZM215 76H216V75H215ZM215 76H214V77H215ZM219 76H220V75H219ZM224 76H227V75H224ZM233 76H235V73H234ZM242 76H243V75H242ZM261 76H262V78H263V75H261ZM0 77H1V79H3L2 76H0ZM14 77H15V76H14ZM23 77H24V76H23ZM27 77H28V79L30 78L29 76H27ZM33 77H34V75H33ZM35 77H36V76H35ZM39 77L41 78L40 74H39ZM60 77H61V76H60ZM78 77H80V75H79ZM78 77H77V78H78ZM90 77H91V76H90ZM100 77H101V76H100ZM118 77L121 78V76H118ZM118 77H117V78H118ZM129 77H130V76H129ZM132 77H133V76H132ZM138 77H139V76H138ZM146 77H147V76H146ZM149 77H150V76H149ZM149 77H148V78H149ZM154 77H155V76H154ZM154 77H153V78H154ZM156 77H157V75H156ZM179 77H180V76H179ZM214 77L212 76V78H214ZM221 77H222V76H221ZM227 77H228V76H227ZM231 77H232V76H231ZM231 77H230V78H231ZM235 77H237V76H235ZM235 77H234V78H235ZM239 77H240V76H239ZM239 77H238V79H239ZM249 77H248V78H249ZM256 77H257V76H256ZM6 78H7V77H5V79H6ZM8 78H9V77H8ZM8 78H7V79H8ZM25 78H26V77H25ZM25 78H24V79H25ZM31 78H32V77H31ZM44 78H45V77H44ZM50 78H51V77H50ZM58 78H59V76H58ZM61 78H63V77H61ZM77 78L75 77V79H76L75 81H77ZM91 78H92V77H91ZM94 78H95L94 80H96V82H97L98 79H97L96 75L94 76ZM98 78H99V77H98ZM123 78H124V77H123ZM150 78H151V77H150ZM177 78H178V77H177ZM180 78H181V77H180ZM180 78H178V79L180 80ZM183 78H184V77H183ZM207 78H209V77H206V80H211V79H207ZM216 78H217V77H215V79H216ZM232 78H233V77H232ZM240 78H241V77H240ZM244 78H245V77H244ZM257 78H258V77H257ZM259 78H260V77H259ZM11 79H12V77H11ZM18 79H19V77H18ZM18 79H16V81H17ZM20 79H21V78H20ZM28 79H26V80H28ZM35 79L37 80L38 78H35ZM46 79H47V78H46ZM66 79L69 80V78H65V80H66ZM89 79H90V78H89ZM89 79H88V80H89ZM114 79H116V77H115ZM114 79H113V81H114ZM125 79H126V78H125ZM130 79H131V77H130ZM139 79H140V78H139ZM139 79H137L138 82H139ZM146 79H147V78H146ZM146 79H144V81H145ZM219 79H220V78H219ZM225 79H226V78H225ZM225 79L223 78L222 81L225 80ZM241 79H242V78H241ZM241 79H239V80L242 81ZM47 80H49V78H48ZM54 80H55V79H54ZM56 80H57V79H56ZM63 80H64V78H63ZM63 80L61 79L60 82L63 81ZM65 80H64V81H65ZM82 80H83V79H81V81H82ZM88 80H87V83H85V82L83 81L84 84H83V82L80 81L81 84H83V85H78V84H77L79 87H78V90H77V91L75 90V91H76V94H77V93H79V94H80V93H83V96H85L84 94L87 95L86 92H87L88 90H90V85H89V83L91 82V81L88 82ZM101 80H102V78H101ZM101 80H100V81H101ZM116 80H117V79H116ZM121 80H124V79L121 78ZM137 80H136V81H137ZM176 80H177V79H176ZM186 80H188V78H186ZM217 80H218V79H217ZM217 80H216V81H217ZM230 80H231V79H228V81H230ZM259 80H260V82L262 81L261 79H259ZM13 81H14V80H13ZM18 81H21V80H18ZM39 81H40V80H39ZM42 81H44V80H42ZM57 81H58V80H57ZM71 81H72V80H71ZM98 81H99V80H98ZM102 81H103V80H102ZM102 81H101V83H103ZM106 81H107V80H106ZM125 81H127V80H124V81H123L124 84L126 85ZM128 81H129V80H128ZM130 81H131V80H130ZM132 81H133V80H132ZM132 81H131V82H132ZM146 81H148V79H147ZM180 81H181V80H180ZM190 81L192 82L191 79H190ZM202 81H203V80H202ZM220 81H221V80H220ZM263 81H264V80H263ZM263 81H262L261 83H263ZM25 82H26V81H25ZM34 82H36V81H34ZM44 82L47 83L48 81H47V82L44 81ZM44 82H43V83H44ZM49 82H50V81H49ZM60 82H59V83H60ZM78 82H79V79H78ZM107 82H108V81H107ZM119 82H120V84L123 85V83H121L122 81H119ZM149 82H150V81H149ZM151 82H154L152 78H151ZM174 82H176V81H174ZM178 82H179V81H178ZM178 82H177V83H178ZM181 82H182V81H181ZM195 82H196V81H195ZM212 82H213V81H212ZM232 82H233V81L231 80V83H232ZM243 82H245V80H244ZM257 82H258V81H256V84H257ZM1 83H2V82H1ZM28 83H29V81L27 82V84H28ZM41 83H42V82H41ZM41 83H40V84H41ZM52 83H53V81H52ZM59 83H58V84H59ZM61 83H62V82H61ZM61 83H60V84H61ZM66 83H67V82H66ZM99 83H100V82H99ZM99 83H98V84H99ZM113 83H115V82H113ZM136 83H137V82H136ZM140 83H142V81H141ZM140 83H139V85H140ZM143 83H145V82H143ZM179 83H180V82H179ZM187 83H188V82H187ZM193 83H194V82H193ZM205 83H207V82H205ZM209 83H210V82L208 81L207 84L209 85ZM235 83L237 84V81H235ZM238 83H239V85L242 84V82H238ZM32 84H33V82H32ZM93 84H95V83L93 82ZM93 84H91V86H92ZM98 84H96V85H98ZM103 84L105 85V82H104ZM103 84H102V85H103ZM108 84H109V83H107V85H108ZM118 84H119V83H118ZM150 84H151V83H150ZM175 84H176V83H175ZM233 84H234V83H233ZM236 84H234V85L231 84V86L234 87ZM254 84H255V83H254ZM263 84H264V83H263ZM1 85H2V84H1ZM3 85H4V84H3ZM19 85H20V84H19ZM33 85H34V84H33ZM52 85H53V84H52ZM100 85H101V84H100ZM109 85H110V84H109ZM125 85H123V86H125ZM128 85H129V83H128ZM128 85H127V86H128ZM130 85H131V84H130ZM136 85H137V84H136ZM180 85H183V84H180ZM184 85H185V84H184ZM184 85H183L182 87H184ZM196 85H198V84H196ZM196 85H195V86H196ZM208 85H206V86L209 87ZM225 85H227V84L225 83ZM239 85H238V86H239ZM245 85H246V83H245ZM247 85H248V84H247ZM5 86H6V85H5ZM37 86H39V85H37ZM47 86H48V84H47ZM53 86H54V85H53ZM59 86H61V85H59ZM67 86H68V85H67ZM74 86H75V85H74ZM74 86H73V87H74ZM94 86H95V85H94ZM105 86H106V85H105ZM105 86H102L101 89H102V90L106 89ZM114 86H115V85H114ZM127 86H126V88H127ZM185 86H186V87H189V86H193V85L191 84V85H189V86H187V85H185ZM262 86H264V85H262ZM16 87H18L17 84H16ZM23 87H24V85H23ZM40 87H41V85H40ZM56 87H57V85H56ZM96 87H97V86H96ZM96 87H95V88H96ZM116 87H117V86H116ZM140 87H141V86H140ZM143 87H144V84H143ZM143 87H142V88H143ZM146 87H147V86H146ZM146 87H144V88H146ZM177 87H179V86H177ZM222 87H224V84H223ZM240 87H242V86H240ZM246 87H247V86H246ZM3 88H4V86H3ZM3 88H2V89H3ZM27 88H28V87H27ZM36 88H37V87H36ZM38 88H39V87H38ZM44 88H45V87H43V89H44ZM51 88H52V87H51ZM59 88H60V87H59ZM68 88H69V87H68ZM92 88H94V87H92ZM98 88H99V87H98ZM103 88H104V89H103ZM110 88H111V87H110ZM119 88H120V87H119ZM131 88H132V91H133V87H131ZM136 88H138V86H136ZM142 88H140L139 91H140ZM173 88H175V86H174ZM179 88H181V87H179ZM184 88H185V87H184ZM184 88H183V89H184ZM194 88H197V87H194ZM244 88H245V87H244ZM248 88H249V87H248ZM253 88H254V90H253L254 92H252V93L250 92V93H251V94L254 93L255 95H256V92H258V91H260V90L262 89V88H261V85H258L257 87L254 86ZM253 88H252V89H253ZM4 89H5V88H4ZM6 89H9V88H6ZM48 89H49V88H48ZM52 89H53V88H52ZM70 89H71V88H70ZM96 89H97V88H96ZM108 89H109V88H107L106 90H108ZM116 89H117V88H116ZM124 89H125V88H124ZM183 89H181V91H182ZM187 89H188V88H187ZM190 89H191V87H190ZM220 89H221V88H220ZM220 89H219V90H220ZM234 89H235V88H234ZM250 89H251V88H250ZM25 90H26V89H25ZM40 90H41V92L43 91V93H45L44 90H42L41 88H40ZM54 90H55V88H54ZM54 90H53V91H54ZM63 90H64V89H63ZM102 90H101V92H102ZM117 90H118V89H117ZM137 90H138V89H137ZM137 90H136V91H137ZM147 90H148V89H147ZM147 90H145V91H147ZM238 90H239V87H238ZM32 91H33V90H32ZM34 91L36 92L37 90H34ZM48 91H50V90H48ZM56 91H57V90H56ZM56 91H55V92H56ZM65 91H67L66 88H65ZM73 91H74V90H73ZM73 91H72V92H73ZM93 91H94V92H97V91H95V89H93ZM113 91H114V89H113ZM120 91H122V90H120ZM139 91H138L137 93H139ZM141 91H142V90H141ZM141 91H140V92H141ZM185 91H186V90H185ZM191 91H193V90L191 89ZM194 91H195V90H194ZM208 91H210V90L208 89ZM211 91H212V90H211ZM241 91H243V90L241 89ZM241 91H240V92H241ZM249 91H250V90H249ZM25 92H27V91H25ZM25 92H23V93H25ZM37 92H39V91H37ZM50 92H51V91H50ZM72 92H71V93H72ZM88 92H89V91H88ZM91 92H92V89H91ZM122 92L124 93V91H122ZM129 92H130V90H129ZM142 92H143V91H142ZM183 92H184V90H183ZM187 92H188V91H187ZM212 92H213V91H212ZM212 92H211V93H212ZM238 92H239V91H238ZM1 93H2V92H1ZM1 93H0V95H1ZM9 93H10V92H9ZM11 93H12V92H11ZM11 93H10V94H11ZM51 93H52V92H51ZM53 93H54V92H53ZM63 93H65V92L63 91ZM68 93H69V90H68V92H66V94H68ZM97 93H99V92H97ZM107 93H108V92L106 91V94H107ZM117 93H118V92H117ZM211 93H210V94H211ZM241 93H242V92H241ZM250 93L248 92V96L250 95V97H251V94H250ZM258 93H260V92H258ZM262 93H264V92H262ZM6 94H7V92H6ZM18 94H19V95H18ZM39 94H40V93H39ZM45 94H47V89H46V93H45ZM45 94H42V96L45 95ZM59 94H60V93H59ZM59 94H56V95H59ZM72 94H73V93H72ZM94 94H95V93H94ZM99 94H100V93H99ZM101 94H102V93H101ZM101 94H100V95H101ZM106 94H105V95H106ZM128 94H129V93H128ZM131 94H132V92H131ZM208 94H209V93H208ZM243 94H245V93H243ZM243 94H240V95L242 96ZM246 94H247V93H246ZM16 95H17V96H16L17 101L20 102V103H22V102L24 103V101L27 100V99H25L26 96H27V98H28V96H29V97H31V98L33 99V100H32L33 102L30 101V100H28V102H32V103H29L30 105H33V106H34V105H35V106L37 105V106H38V104H39V105L41 104V103H40V102H41V97L38 96V94H34L35 96L32 94V95L30 96V94H22V92H21V93L19 92V93H17ZM47 95H48V94H47ZM49 95H50V94H49ZM49 95H48V97H49ZM60 95H62V94H60ZM73 95H74V94H73ZM88 95H90V93H89ZM96 95H97V94H96ZM139 95H140V93H139ZM184 95H185V94H184ZM186 95H187V94H186ZM255 95H254V96H255ZM263 95H264V94H263ZM263 95H262L261 97H263ZM81 96H82V95H81ZM81 96H80V97H81ZM90 96H91V97H90ZM90 96H89V97L92 98V95H90ZM130 96H132V95H130ZM238 96H239V95H238ZM241 96H239L238 98H240ZM243 96H245V95H243ZM259 96H260V95H259ZM43 97H45V96H43ZM48 97H46V99H47ZM53 97H54V96H53ZM87 97H88V96H86V99H84V100H87ZM96 97H97V96H96ZM104 97H105V96H104ZM133 97H134V96H133ZM59 98H60V97H59ZM67 98H68V97H67ZM71 98H72V97H71ZM82 98H83V97H82ZM84 98H85V97H84ZM90 98H89V100H92V99H90ZM93 98H94V97H93ZM105 98H106V97H105ZM122 98H123V97H122ZM166 98H168V97H166ZM170 98H171V97H170ZM238 98H236V99H238ZM242 98H243V97H241L240 99H242ZM244 98H246V97H244ZM244 98H243V99H244ZM253 98H255V97H253ZM253 98H252V99H253ZM5 99H7V98H5ZM53 99H55V98H53ZM65 99H66V98H65ZM65 99L63 98L62 100H65ZM72 99H73V98H72ZM77 99H78V98H77ZM95 99H97V98H95ZM99 99H101V97H99ZM107 99H108V98H107ZM130 99H131V98H130ZM178 99H179V98H178ZM240 99H239V100H240ZM243 99H242V101H245V99H244V100H243ZM248 99H249V98H248ZM258 99H263V98H258ZM2 100H3V99H2ZM8 100H9V99H8ZM12 100H13V99H12ZM69 100H70V97H69ZM97 100H98V99H97ZM124 100H125V99H124ZM139 100H140V99H139ZM139 100H138V101H139ZM249 100H250V99H249ZM3 101H5V100H3ZM17 101H15V102H17ZM43 101H44V100H42V102H43ZM59 101H61V99H60ZM66 101H67V100H66ZM70 101H71V100H70ZM77 101H78V100H77ZM131 101H133V100H131ZM136 101H137V100H136ZM173 101H174V100H173ZM179 101H180V100H179ZM181 101H182V100H181ZM183 101H184V100H183ZM251 101H253V102H251V103L254 105V101H255V100H251ZM258 101L260 102L261 100H257V102H258ZM15 102H14V105H15ZM80 102H81V101H80ZM111 102H112V100H111ZM128 102H129V101H128ZM185 102H186V101H185ZM257 102H256V104H258ZM262 102H263V101H262ZM4 103H5V102H4ZM73 103H75V102H73ZM76 103H77V102H76ZM76 103H75V104H76ZM81 103H83V102H81ZM109 103H110V102H109ZM135 103H136V102H135ZM140 103H141V101H140ZM140 103H139V106H140ZM176 103H177V102H176ZM176 103H175V105L177 106L178 103H177V104H176ZM179 103H180V102H179ZM239 103H240V101H239ZM9 104H10V103H9ZM65 104H66V103H65ZM77 104H79V103H77ZM95 104H96V103H95ZM104 104H105V106L107 105V103H104ZM172 104H173V102H172ZM182 104H183V103H182ZM241 104H242V103H241ZM252 104H251L250 106H252ZM7 105H8V103H7ZM16 105H17V104H16ZM18 105H19V104H18ZM58 105H60V104H58ZM66 105H67V104H66ZM68 105H70V103H69ZM80 105H81V104H80ZM82 105H84V103H83ZM89 105H91V103H89ZM92 105H93V104H92ZM92 105H91V106H92ZM145 105H146V104H145ZM180 105H181V104H180ZM242 105H243V104H242ZM10 106H11V105H10ZM60 106H62V105H60ZM64 106H65V105H64ZM71 106L73 107V104H71ZM105 106H104V107H105ZM146 106H147V105H146ZM178 106H179V105H178ZM181 106H182V105H181ZM181 106H179V107H181ZM243 106H245V105H243ZM243 106H242L241 108H245V107H243ZM247 106H248V105H247ZM262 106H263V105H262ZM27 107L29 108L28 104H27ZM66 107H68V106H65V108H66ZM82 107H83V106H82ZM88 107H89V106H88ZM88 107H86V111L88 110V109H87ZM94 107H95V106H93L92 109H93ZM98 107H99V106H98ZM100 107H101V106H100ZM100 107H99V108H100ZM102 107H103V106H102ZM179 107H178V108H179ZM255 107H256V105H255ZM259 107H260V108H258V105H257V109H258V110L261 109V106H259ZM36 108H37V107H36ZM39 108H40V107H39ZM63 108H64V107H63ZM65 108H64V109H65ZM75 108H76V105H75ZM80 108H81V107H80ZM80 108L78 107L79 110H80ZM83 108H84V107H83ZM172 108H174V107H172ZM182 108H183V107H182ZM182 108H181V109H182ZM239 108H240V106H239ZM241 108L239 109V111L243 110V109H241ZM249 108H251V107H249ZM7 109H8V108H6V110H7ZM14 109H15V108H14ZM32 109L34 110L35 107H32ZM66 109H69V107L66 108ZM70 109H71V107H70ZM94 109L97 110L96 107H95ZM181 109L179 108V109H177V110H181ZM183 109H184V108H183ZM257 109H256V111H257ZM41 110H42V109H41ZM76 110H77V109H76ZM79 110H78V111H79ZM174 110H175V109H174ZM174 110H173V111H174ZM184 110H185V109H184ZM184 110H183V111H184ZM246 110H248V108H247ZM253 110H254V109H253ZM262 110H264V109H262ZM7 111H8V110H7ZM73 111H74V109H73ZM83 111H84V110H83ZM83 111H82V112H83ZM99 111H100V110H99ZM248 111H249V113H250V110H248ZM259 111H260V110H259ZM71 112H72V110H71ZM74 112H75V111H74ZM89 112H90V111H89ZM181 112H182V111H181ZM237 112H238V110H237ZM245 112H246V111H245ZM251 112H252V111H251ZM262 112H263V111H260L261 114H263ZM91 113H92V111H91ZM93 113H95V112H93ZM173 113H174V112H173ZM177 113H178V112H177ZM183 113H184V112H183ZM241 113H242V112H241ZM243 113H244V112H243ZM254 113H255V112H254ZM256 113H257V114H256ZM256 113H255V116L257 115V117H259V116H258L259 113H258V112H256ZM7 114H8V112H7ZM7 114H6V115H7ZM11 114H12V113H11ZM26 114H29V113H26ZM84 114H85V112H84ZM250 114H252V113H250ZM0 115H1V114H0ZM8 115H9V114H8ZM85 115H87V114H85ZM92 115H93V114H92ZM172 115H173V114H172ZM176 115H177V114H175L174 116H176ZM178 115H179V114H178ZM78 116H79V115H78ZM83 116H84V115H83ZM90 116H91V114H90ZM90 116H89V117H90ZM238 116H239V115H238ZM243 116H244V115H243ZM243 116H242V117H243ZM261 116L264 117L263 115H261ZM2 117L5 118L4 116H2ZM9 117H10V116H9ZM79 117H80V116H79ZM86 117H87V116H86ZM89 117H88V118H89ZM252 117H253V115H252ZM252 117L250 116V118H252ZM92 118H93V117H92ZM248 118H249V117H248ZM253 118H254V117H253ZM8 119H9V118H8ZM10 119H11V117H10ZM14 119H16V117H14ZM76 119H77V117H76ZM79 119H80V118H79ZM79 119H77V120H79ZM241 119H242V118H241ZM3 120H4V119H3ZM3 120H2V121H3ZM6 120H7V119H6ZM6 120H5L4 122H6ZM18 120H19V119H18ZM74 120H75V119H74ZM84 120H85V119H84ZM237 120H239V119H237ZM254 120L257 121L256 119H254ZM258 120H259V119H258ZM260 120H261V118H260ZM260 120H259V121H260ZM263 120H264V119H263ZM10 121H11V120H10ZM92 121H93V120H92ZM242 121H244V118H243ZM245 121H246V120H245ZM249 121H250V120H249ZM259 121H257V122H259ZM13 122H14V121H13ZM77 122H79V121H77ZM81 122H82V121H81ZM88 122L90 123V121H88ZM105 122H106V120L103 121L102 124L105 123ZM240 122H241V120H240ZM251 122H252V121H251ZM1 123H2V122H0V125H1ZM18 123H19V122H18ZM18 123H17V124H18ZM20 123H21V121H20ZM253 123H254V122H253ZM81 124H82V123H81ZM87 124H88V123H87ZM238 124H239V123H238ZM240 124H241V123H240ZM243 124H244V123H243ZM247 124H248V123H245L244 126H246ZM262 124H263V123H262ZM91 125H92V123H91ZM91 125L89 124V125H85V126H86V128H90L89 126H91ZM251 125H252V124H251ZM251 125H250V126H251ZM254 125H255V124H254ZM12 126H13V125H12ZM78 126H79V123H78ZM81 126H82V125H81ZM102 126H103V125H102ZM237 126H238V125H237ZM239 126L241 127V126H243V125L241 124V125H239ZM248 126H249V125H248ZM248 126H247V127H248ZM263 126H264V125H263ZM76 127H77V126H76ZM111 127H112V126H111ZM240 127H235V128L239 129ZM247 127H245V128H247ZM0 128H1V127H0ZM16 128H17V127H16ZM64 128H65V127H64ZM79 128H80V127H79ZM79 128H77V129L79 130ZM243 128H244V127H243ZM249 128L251 129V127H249ZM249 128H248V129H249ZM263 128H264V127H263ZM8 129H9V128H8ZM62 129H63V128H62ZM77 129H76V131H77ZM103 129H104V128H103ZM4 130H6V128H5ZM88 130H89V129H88ZM105 130H106V129H105ZM246 130H247V129H246ZM251 130H252V129H251ZM1 131H2V130H1ZM79 131H80V130H79ZM225 131H226V130H225ZM247 131H248V130H247ZM2 132H3V131H2ZM91 132H92V131H91ZM70 133H71V130H70ZM79 133H80V132H79ZM79 133H77V134H79ZM82 133H83V132H82ZM241 133H242V132H241ZM244 133H245V132H243V134H244ZM247 133H248V132H247ZM5 134H6V131H5ZM87 134H88V133H87ZM89 134H90V132H89ZM100 134H102V133H100ZM223 134H224V133H223ZM225 134H226V133H225ZM227 134H228V133H227ZM2 135H3V134H2ZM81 135H82V134H80L79 136H81ZM104 135H105V134H104ZM108 135H109V134H108ZM6 136H7V134H6ZM8 136H9V135H8ZM77 136H78V135H76V138H77ZM88 136H89V135H88ZM110 136H111V135H110ZM236 136H237V133H236ZM246 136H247V135H246ZM246 136H245V137H246ZM263 136H264V135H263ZM84 137H85V135H84ZM90 137H91V135H90ZM96 137H97V136H96ZM242 137H244V136L242 135ZM2 138H3V136H2ZM4 138H5V136H4ZM97 138H98V137H97ZM105 138H106V137H105ZM110 138H111V137H110ZM238 138H239V136H238ZM250 138H251V137H250ZM82 139H83V138H82ZM87 139H90V138H87ZM91 139H92V137H91ZM111 139H113V137H112ZM65 140H66V139H65ZM80 140H81V139H80ZM85 140H86V139H85ZM97 140H98V139H97ZM105 140H106V139H105ZM109 140H110V139H109ZM260 140H261V139H259V141H260ZM1 141H2V140H1ZM5 141H6V139H5ZM5 141H3V142H5ZM70 141H71V140H70ZM86 141H87V140H86ZM86 141H84V143H85ZM89 141H90V140H89ZM98 141H99V140H98ZM101 141H103V139H102ZM261 141H262V140H261ZM79 142H80V141H79ZM108 142H109V141H108ZM110 142H111V141H110ZM242 142H244V141H242ZM245 142H246V141H245ZM71 143H73V142H71ZM71 143H70V144H71ZM86 143H87V142H86ZM90 143H91V142H90ZM260 143H261V142H260ZM262 143H263V142H262ZM0 144H2V145H0V147L2 148V149H1L2 152L5 153V151H6V149H7V147L5 146L6 144H5V143H4L5 145H3V143H0ZM92 144H93V143H91L90 145H92ZM65 145H66V144H65ZM72 145H73V144H72ZM260 145H261V144H260ZM263 145H264V144H263ZM81 146H82V145H81ZM84 146H85V145H84ZM87 146H89V145L87 144ZM67 147H68V144H67ZM67 147H66V149H67ZM89 147H91V146H89ZM92 147H93V146H92ZM256 147H258V146H256ZM261 147H263V146H261ZM70 148H71V147H70ZM180 148H181V146H180ZM180 148H179V149H180ZM183 148H184V147H183ZM259 148H260V147H259ZM3 149H4L5 151H3ZM68 149H69V148H68ZM86 149H87V148H86ZM86 149H85V150H86ZM92 149H93V148H92ZM174 149H175V148H174ZM179 149H178V150H179ZM257 149H258V148H257ZM57 150H58V149H57ZM79 150H80V149H79ZM82 150H83V149H82ZM178 150H175V152L177 151V154H179V153H178V152H179ZM180 150H181V149H180ZM182 150H183V149H182ZM254 150L258 152L259 149H258V150L254 149ZM260 150H262V149H260ZM260 150H259V152H261ZM35 151H36V150H35ZM87 151H88L87 153L90 152L89 149H88ZM231 151H232V150H231ZM235 151H237V150L235 149ZM263 151H264V150H263ZM29 152H30V151H29ZM31 152H32V151H31ZM73 152H74V151H73ZM216 152H217V151H216ZM9 153L11 154L10 151H9ZM15 153H16V152H15ZM15 153H14V154H15ZM63 153H64V152H63ZM74 153H75V152H74ZM76 153H77L78 156H82V155L84 154V153L81 152V151L76 152ZM76 153H75V154H76ZM82 153H83V154H82ZM87 153L85 152V154H87ZM181 153H182V151H181ZM181 153H180V154H181ZM213 153H214V152H213ZM0 154H1V153H0ZM20 154H21V153H20ZM22 154H23V153H22ZM22 154H21V156H22ZM28 154H29V153H28ZM67 154H68V153H67ZM81 154H82V155H81ZM90 154H91V153H90ZM210 154H212V153H210ZM214 154H215V153H214ZM218 154H219V153H218ZM229 154H230V152H229ZM236 154H237V153H236ZM244 154H245V153H244ZM254 154H255V153H254ZM254 154H252V152H251V154L249 153L250 157H251V155H254ZM11 155H13V154H11ZM61 155H62V154H61ZM69 155H70V154H69ZM181 155H182V154H181ZM204 155H205V154H204ZM219 155H220V154H219ZM234 155H235V154H234ZM239 155H241V154H239ZM247 155H248V154H247ZM249 155L247 156V158L249 157ZM262 155H263V154H262ZM2 156H3V155H2ZM2 156H1V157H2ZM9 156H10V155H9ZM23 156H24V155H23ZM86 156H88V155H86ZM91 156H92V155H91ZM206 156H207V155H206ZM209 156H210L209 158L212 159V155H209ZM215 156H216V155H215ZM230 156H231V155H230ZM243 156H244V155H243ZM1 157H0V159H2ZM3 157H5V156H3ZM13 157H15V156H13ZM18 157H20V156H18ZM217 157H219V156H217ZM245 157H246V156H245ZM250 157H249V158H250ZM253 157H255V156H252V158H253ZM262 157H263V156H261V158H262ZM8 158L10 159V157H8ZM15 158H16V157H15ZM65 158H66V157H65ZM83 158H85V157H83ZM89 158H91V157H89ZM180 158H181V157H180ZM209 158H207V159H209ZM213 158H214V157H213ZM219 158H220V157H219ZM239 158H240V157H239ZM239 158H238V160H239V163H240V162H241L240 159H241V158L244 159V157L241 156V158H240V159H239ZM249 158H248L247 160H250ZM261 158H259V160H260ZM9 159H8V160H9ZM11 159H13V158L11 157ZM11 159H10V160H11ZM21 159H22V157H21ZM56 159L59 160V156H58V158H56ZM87 159H88V158H87ZM183 159H184V158H183ZM215 159H216V160H215ZM215 159H213L212 161H214V160L217 161V158H215ZM233 159H234V157H233ZM233 159H232V160H233ZM236 159H237V158H235V161H238V160H236ZM253 159H255V158H253ZM262 159H263V158H262ZM6 160H7V159H6ZM24 160H26V159H24ZM31 160H32V159H31ZM31 160H30V161H31ZM70 160H71V158H70ZM92 160H93V159H92ZM201 160H202V159H201ZM203 160H204V159H203ZM219 160H221V159H219ZM224 160H225V159H224ZM227 160H228V159H227ZM241 160H242V159H241ZM257 160H258V158H256V160H253V161L250 160V162H251V163H254V161L257 162ZM12 161H13V160H12ZM30 161H29V162H30ZM63 161H64V160H63ZM79 161H80V160H79ZM222 161H223V160H222ZM228 161H229V160H228ZM228 161H227V165L229 164ZM230 161H231V160H230ZM230 161H229V162H230ZM244 161H245V159H244ZM244 161H243V162H244ZM0 162H1V161H0ZM3 162H5V161H3ZM7 162H8V161H7ZM14 162H15V161H14ZM14 162H13V163H14ZM16 162H17V161H16ZM23 162H24V161H23ZM23 162H22V163H23ZM29 162H28V163H29ZM56 162H57V161H56ZM64 162H65V161H64ZM64 162H63V165L66 164V163H64ZM80 162H81V161H80ZM187 162H188V161H187ZM201 162H203V161H201ZM201 162H200V163H201ZM217 162H220V161H217ZM224 162H225V161H224ZM233 162H234V161H233ZM69 163L71 164V162H69ZM82 163H83V162H82ZM82 163H81V164H82ZM206 163H207V162H206ZM221 163H223V162H220L218 165H220ZM234 163H236V162H234ZM244 163L246 164V163H248V162L246 161V162H244ZM260 163H261V162H259V164H260ZM1 164H2V163H1ZM1 164H0V166H2V167L0 168V171H1V169H3V171H4V170H5V171H8V170H6V168H5L6 166L3 167V165H1ZM3 164H4V163H3ZM29 164H30V163H29ZM60 164H61V163H60ZM83 164H84V163H83ZM237 164H238V163H237ZM245 164H244V165H245ZM249 164H250V163H249ZM262 164H263V163H262ZM58 165H59V164H58ZM63 165H62V166H63ZM200 165H202V164H200ZM223 165H225V164H222V166H223ZM234 165H235V164H234ZM240 165H241V164H240ZM240 165H239V167H240ZM247 165H248V164H247ZM251 165H252V164H250L249 166H251ZM257 165H258V164H257ZM263 165H264V164H263ZM263 165H262V166H263ZM56 166H57V163H56ZM59 166H60V165H59ZM59 166H58V167H59ZM204 166H205V165H204ZM214 166H216V165L214 164ZM225 166H226V165H225ZM235 166H236V165H235ZM237 166H238V165H237ZM262 166H261V167H258V168H262ZM8 167H11V166H8ZM205 167H206V166H205ZM211 167H212V166H211ZM217 167H218V166H217ZM228 167H229V166H228ZM251 167H252V166H251ZM263 167H264V166H263ZM4 168H5V169H4ZM59 168H60V167H59ZM65 168H66V167H65ZM65 168H64V169H65ZM78 168H79V167H78ZM78 168H77V169H78ZM200 168H201V167H200ZM213 168L215 169V167H213ZM246 168H247V167H246ZM248 168H249V170H251L250 167H248ZM254 168H255V167H254ZM256 168H257V166H256ZM258 168H257V169H258ZM8 169H9V168H8ZM55 169H56V168H55ZM62 169H63V168H62ZM90 169H91V168H90ZM206 169L208 170V169H210V168L207 166ZM220 169H221V167H220ZM222 169H223V167H222ZM230 169L232 170L231 167L229 168V170H230ZM240 169L242 170V168H240ZM56 170H57V169H56ZM60 170H61V168H60ZM201 170H202V169H201ZM212 170H213V169L211 168V171H210L211 173L214 172V170H213V171H212ZM216 170H219V169H216ZM229 170H228V171H229ZM233 170H234V169H233ZM241 170H240V171H241ZM244 170H245V168H244ZM249 170L247 169L248 172H249ZM262 170H263V169H262ZM88 171H89V170H88ZM236 171H237V170H236ZM258 171H259V170H257V173H258ZM260 171H261V170H260ZM63 172H65V171H63ZM79 172H80V171H79ZM199 172L201 173V171H199ZM222 172H223V171H222ZM238 172H239V171H238ZM262 172H263V171H262ZM197 173H198V172H197ZM206 173H207V172H206ZM216 173H217V174H218V173L221 174L220 170H219V172H216ZM228 173H229V172H228ZM234 173L237 174V172H234ZM251 173H254V172H252V170H251ZM63 174H64V173H63ZM67 174H68V173H67ZM214 174H215V173H214ZM230 174H232L233 176L235 175V174H233V173H230ZM232 175H231V176H232ZM238 175H239V173H238ZM248 175H249V173H248ZM257 175H258V174H257ZM70 176H71V175H70ZM205 176H207V175H205ZM205 176H204V177H205ZM228 176H229V175H228ZM241 176H242V174H241ZM243 176H244V173H243ZM254 176H255V177H254V180H257V179H255V178H256V175H254ZM258 176H259V175H258ZM65 177H66V175H65ZM68 177H69V176H67V179H68ZM210 177H211V176H210ZM210 177H209V178H210ZM217 177H219V175L216 176V178H217ZM234 177H236V176H234ZM234 177H232V180H233ZM244 177H245V176H244ZM247 177H248V176H247ZM70 178H71V177H70ZM70 178H69V179H70ZM209 178H208V179H209ZM214 178H215V177H213V179H214ZM238 178H239V177H238ZM240 178H241V177H240ZM240 178H239V179H240ZM249 178L252 179V178H253V175L251 174V176H250ZM257 178H258V177H257ZM120 179H121V178H120ZM199 179H200V178H199ZM199 179H198V180H199ZM208 179H207V180H208ZM222 179H223V177H222ZM239 179H238V180H239ZM258 179L260 180V177H259ZM263 179H264V175H263ZM205 180H206V179H205ZM240 180H241V179H240ZM243 180H244V179H243ZM195 181H196V180H195ZM203 181H204V179H203L202 181L200 180V184H201V182H203ZM241 181H242V180H241ZM246 181H247V180H246ZM248 181H250V180H248ZM125 182H126V181H125ZM206 182H208V181H206ZM209 182H210V181H209ZM217 182H221V180H219V181H217ZM234 182H235V180L233 181V184H235ZM259 182H260V181H258V183H259ZM204 183H205V181H204ZM204 183H203V185H204ZM210 183H211V182H210ZM213 183H214V182H213ZM213 183H212V184H213ZM244 183H246V182L244 181ZM258 183H257V184H258ZM119 184H120V183H119ZM198 184H199V183H198ZM200 184H199V185H200ZM208 184H209V183H208ZM208 184H206V185H208ZM217 184H219V183H217ZM250 184H251V182H250ZM254 184H255V183H254ZM219 185H220V184H219ZM209 186H210V184L208 185V187H209ZM228 186H229V184H228ZM231 186H233V185H231ZM231 186L228 187V188H231ZM240 186H241V185H240ZM250 186H251V185H250ZM259 186H262V180H261V185H259ZM259 186H258V187H259ZM210 187H211V186H210ZM212 187H216V186L212 185ZM219 187H220V186H219ZM244 187H245V186H244ZM244 187H243V188H244ZM248 187H249V186H248ZM253 187H254V186L250 187L249 189H251V188H253ZM201 188H202V187H201ZM201 188H200V189H201ZM203 188H204V187H203ZM232 188H233V187H232ZM235 188H236V187H235ZM241 188H242V186H241ZM206 189H207V186H206ZM210 189H211V188H210ZM226 189H227V187H226ZM249 189H248V190H249ZM254 189H257V187L254 188ZM254 189H252V190H254ZM259 189H261V187H260ZM259 189H258V190H259ZM220 190H221V189H220ZM220 190H218V192H220ZM258 190H257V191H258ZM261 190H262V189H261ZM208 191H209V190H208ZM211 191H214V189L211 190ZM240 191H241V190H239V192H240ZM246 191H247V190H246ZM246 191L244 190V194H243L244 196L246 195ZM200 192H201V190H200ZM254 192H256V191H254ZM258 192H259V191H258ZM258 192H257V194H258ZM260 192H261V191H260ZM263 192H264V191H263ZM197 193H199V191H198ZM197 193H196V194H197ZM201 193H204L203 190H202ZM201 193H199V194L202 195ZM206 193H207V191H206ZM210 193H211V192H210ZM215 193H217L216 190H215ZM242 193H243V192H242ZM194 194H195V192H194ZM219 194H220V193H219ZM219 194H218V197H219ZM254 194H256V193H254ZM205 195H206V194H205ZM205 195H204V196H205ZM237 195H238V194H237ZM252 195H253V194H252ZM258 195H259V194H258ZM258 195H257V196H258ZM177 196H178V195H177ZM177 196H176V197H177ZM194 196H197V195H194ZM194 196H193V194H192V198H194ZM198 196H199V195H198ZM198 196H197V197H198ZM213 196H217V194L214 195V193H213ZM220 196H221V195H220ZM259 196H260V195H259ZM199 197H201V196H199ZM143 198H144V197H143ZM177 198H178V197H177ZM189 198H191V197H189ZM192 198H191V199H192ZM203 198H204V197H203ZM247 198H248V197H247ZM258 198H259V197H258ZM260 198H261V197H260ZM141 199H142V198H141ZM178 199L180 200V198H178ZM178 199H176V200H178ZM191 199H189V203H190V200H191ZM213 199H214V197H213ZM238 199H239V198H238ZM240 199H241V198H240ZM244 199H245V198H244ZM250 199H251V198H250ZM205 200H206V199H205ZM251 200H252V199H251ZM184 201H185V200H184ZM194 201H195V198H194ZM194 201H193V202H194ZM198 201H199V200H198ZM206 201H207V200H206ZM252 201H253V200H252ZM172 202L174 203V200H173ZM177 202H178V201H177ZM179 202H180V201H179ZM250 202H251V201H250ZM263 202H264V201H263ZM173 203H172V205H169L170 208H171V206L173 207ZM184 203H185V202H184ZM187 203H188V202H187ZM187 203H186V204H187ZM196 203H197V202H196ZM204 203H205V202H204ZM208 203H209V202H208ZM239 203H240V202H239ZM242 203H243V202H242ZM242 203H241V204H242ZM254 203H255V202H254ZM176 204H177V203H176ZM194 204H195V203H194ZM197 204H199V203H197ZM200 204H201V203H200ZM200 204H199V205H200ZM174 205H175V204H174ZM184 205H185V204H184ZM189 205H190V204H189ZM199 205H197V206H198V209H200ZM237 205H238V204H237ZM239 205H240V204H239ZM249 205H251V204L249 203ZM254 205H255V204H254ZM257 205H259V204H257ZM257 205H256V206H257ZM175 206H176V205H175ZM177 206H178V204H177ZM201 206H203V205H201ZM232 206H234V205H232ZM235 206H236V205H235ZM243 206H244V205H243ZM243 206H242V207H243ZM245 206H246V205H245ZM192 207H193V206H192ZM192 207H190V209H191ZM205 207H207V206H205ZM210 207H211V206H210ZM237 207H238V206H237ZM252 207H253V205H252ZM252 207H251V208H252ZM261 207H262V206H261ZM150 208H152V207L150 206ZM175 208H176V207H175ZM182 208H183V207H182ZM202 208H203V207H202ZM234 208H235V207H234ZM253 208H254V207H253ZM152 209H153V208H152ZM183 209H184V208H183ZM187 209H189V207H188ZM187 209H186V211H187ZM190 209H189V210H190ZM192 209H193V208H192ZM196 209H197V207H196ZM231 209H232V208L230 207V210H231ZM235 209H236V208H235ZM249 209H250V208H249ZM256 209H257L256 212H258V207H257V208L255 207V210H256ZM194 210H195V209H194ZM194 210H192V211L195 212ZM237 210H239V209H237ZM242 210H244V208H243ZM259 210H260V209H259ZM69 211H70V210H69ZM151 211H153V210H151ZM167 211H168V210H167ZM182 211H183V210L181 209V212H182ZM196 211H197V210H196ZM199 211H200V210H199ZM201 211H202V210H201ZM205 211H206V210H205ZM227 211H228V210H227ZM227 211H226V213H227ZM250 211H251V210H250ZM252 211H253V209H252ZM261 211H262L261 214H262V216L264 217V209H261ZM168 212H169V211H168ZM183 212H184V211H183ZM183 212H182V213H183ZM188 212H189V211H188ZM193 212H191V213H193ZM209 212H210V211H209ZM212 212H213V210H212ZM234 212H235V211H234ZM236 212H237V211H236ZM240 212H242V211H240ZM72 213H74V212L72 211ZM150 213H152V212H150ZM203 213H204V212H203ZM206 213H207V212H206ZM75 214H76V213H75ZM75 214H74V215H75ZM185 214H186V213H185ZM197 214H199V213H197ZM207 214H208V213H207ZM213 214H214V213H213ZM169 215H170V214H168V217H169ZM175 215H177V214L175 213ZM201 215L203 216V214H201ZM208 215H209V214H208ZM225 215H226V214H225ZM227 215H229V213H228ZM231 215H232V214H231ZM233 215H234V214H233ZM237 215H238V214H237ZM241 215H242V214H241ZM245 215H246V214H245ZM253 215H256V214H253ZM71 216H72V215H71ZM71 216H70V217H71ZM193 216H194V215H193ZM196 216H197V215H196ZM196 216H195V218H196ZM202 216H201V217H202ZM206 216H207V215H206ZM206 216H205V217L203 216V217L206 218ZM213 216H214V215H213ZM262 216H260V217H262ZM72 217H74V216H72ZM72 217H71V218H72ZM77 217H78V216H77ZM165 217H166V216H165ZM186 217H187V216H186ZM222 217H223V216H222ZM235 217H236V216H234V218H235ZM238 217H239V216L236 217V220L239 219ZM169 218H170V217H169ZM171 218H172V217H171ZM175 218H178V216L175 217ZM181 218H183V217H181ZM187 218H188V217H187ZM226 218H227V217H226ZM228 218H229V217H228ZM232 218H233V217H232ZM232 218H231V216H230V220H231ZM234 218H233V219H234ZM240 218H241V216H240ZM242 218H243V216H242ZM242 218H241V220H242ZM244 218H245V217H244ZM163 219H164V218H163ZM165 219H166V218H165ZM188 219H189V218H188ZM192 219H193V218H192ZM196 219H197V218H196ZM196 219H195V220H196ZM201 219H202V218H200L199 221L197 220V222L202 221ZM209 219H210V218H209ZM216 219H217V218H216ZM257 219H258V218H257ZM262 219H263V218H262ZM73 220H74V219H73ZM170 220H171V219H170ZM174 220H175V219L173 218V221H174ZM178 220H181V219H178ZM178 220L176 219L174 222H179ZM195 220H194V221H195ZM207 220H208V219H207ZM224 220H225V218H224ZM263 220H264V219H263ZM181 221H183V220H181ZM190 221H191V219H190ZM237 221H238V220H237ZM259 221H260V220H259ZM164 222H165V220H164ZM166 222H167V221H166ZM166 222H165V223H166ZM216 222H217V221H216ZM223 222H224V221H223ZM223 222L220 221V223H221L220 225H222ZM226 222H227V221H226ZM226 222H225V223H226ZM240 222H242V221H240ZM243 222H244V221H243ZM252 222H253V221H252ZM254 222H255V221H254ZM211 223H212V222H211ZM211 223H210V224H211ZM217 223H219V222H217ZM230 223H231V221H230ZM237 223H238V222H237ZM245 223L247 224V222H245ZM248 223H250V222H248ZM263 223H264V222H263ZM171 224H172V222H171ZM227 224H229V223H227ZM256 224H257V222H256ZM259 224H262V223L259 222ZM207 225H208V224H207ZM217 225H218V224H217ZM224 225H225V224H224ZM224 225H222V226L224 227ZM232 225L234 226V225H236V224H235V223H234V224H231V227H232ZM262 225H263V224H262ZM222 226H221V227H222ZM226 226H227V225H225V227H226ZM242 226H243V223H242ZM198 227H199V226H198ZM202 227H203V226H202ZM204 227H205V226H204ZM209 227H210V226H208L207 229H210ZM211 227H212V226H211ZM221 227L219 226L218 228H221ZM225 227H224V228H225ZM237 227H238V226H237ZM176 228H177V226H176ZM205 228H206V227H205ZM214 228H215V226H214ZM228 228H229V227H226V229L229 231L231 228H230V229H228ZM221 229H222V228H221ZM226 229H224V230H226ZM201 230H202V229H200V231H201ZM212 230H213V229H212ZM219 230H220V229H219ZM222 230H223V229H222ZM224 230H223L222 232H224ZM227 230H226L225 232H228ZM234 230H235V227H234ZM220 231H221V230H220ZM263 231H264V230H263ZM202 232H204V229H203ZM206 232H207V231H206ZM225 232H224V233H225ZM235 232H237V230H236ZM224 233H223V234H224ZM230 233H231V232H230ZM230 233H229V234H230ZM200 234H201V233H200ZM215 234H216V233H215ZM220 235H221V234H220ZM220 235H219V236H220ZM224 235H226V234H224ZM230 235H231V234H230ZM234 235H235V234H234ZM234 235H231V236H232V239H233V236H234ZM202 236H203V235H202ZM227 236H228V235H227ZM236 236H237V235H236ZM236 236H235V237H236ZM263 236H264V233H263ZM196 238H197V237H196ZM199 238H200V237H199ZM199 238H198V239H199ZM202 238H203V237H202ZM221 238H222V237H221ZM225 238H229V237H225ZM230 238H231V237H230ZM198 239H197V240H198ZM192 240H193V239H192ZM205 240H206V239H205ZM194 241H195V240H194ZM218 241H219V240H218ZM218 241H217V242H218ZM199 242H200V240H199ZM199 242H198V243H199ZM201 242H202V241H201ZM223 242H224V240H223ZM205 243H206V242H204V243H202V244H205ZM219 243H222V242H219ZM202 244H201V245H202ZM214 244L216 245L217 243H214ZM223 244H224V243H223ZM231 244H232V243H231ZM229 245H230V243H229ZM190 246H191V244H190ZM199 246H200V245H199ZM199 246H197V247H199ZM203 246H204V245H203ZM212 246H213V245H212ZM194 247H196V246H194ZM194 247H192V248H194ZM197 247H196V248H197ZM201 247H202V246H201ZM205 247H206V246H205ZM226 247H227V246H226ZM226 247H225V248H226ZM230 247H231V246H230ZM230 247H229L228 249H230ZM196 248H195V249H196ZM199 248H200V247H199ZM213 248H214V247H213ZM215 248H216V246H215ZM215 248H214V249H215ZM223 248H224V247H223ZM197 249H198V248H197ZM200 249H201V248H200ZM235 249H236V248H235ZM191 250H192V249H191ZM224 250H225V249H224ZM192 251H194V250H192ZM212 251H214V250L212 249ZM250 251H251V250H249V252H250ZM197 252H198V251H197ZM204 252H207V251H204ZM246 252H248V251H246ZM249 252H248V253H249ZM258 252H259V251H258ZM258 252H257V253H258ZM208 253H209V255H211V254H210V253H211V250H210ZM214 253H216V252H214ZM198 254H200V253H198ZM206 254H207V253H206ZM206 254H204V256H205ZM238 254H239V253H238ZM238 254H237V255H238ZM241 254H242V257H243V253H241ZM241 254H239V255H241ZM177 255H178V254H177ZM179 255H180V253H179ZM188 255H189V253H188ZM193 255H194V254H193ZM213 255H214V254H213ZM216 255H217V254H216ZM249 255H250V254H249ZM259 255H260V256H259ZM259 255H253V256H255V258H254L253 260L250 258L251 261H248V264H249V263L252 264V262H254V264H264V250H262L261 252H259ZM201 256H202V255H201ZM204 256H203V257H204ZM115 257H116V256H115ZM197 257H198V255H197ZM203 257H202V258H203ZM211 257H212V255H211ZM247 257H249V256H247ZM118 258H119V256H118ZM198 258H199V257H198ZM207 259H209V258H207ZM214 259H217V258L215 257ZM240 259H242V258H240ZM240 259H239V260H240ZM244 259H245V258H244ZM247 259H248V258H247ZM187 260H188V259H187ZM187 260H186V261H187ZM195 260H196V259H195ZM197 260H198V259H197ZM200 260H201V259H200ZM201 261H202V260H201ZM241 261H242V260H241ZM244 261H245V260H243V262H244ZM246 261H247V260H246ZM187 262L189 263V261H187ZM187 262H185V263L187 264ZM196 262H197V261H196ZM203 262H207V260H206V261H202V263H203ZM221 262H222V261H221ZM192 263H193V262H192ZM216 263H217V262H216ZM219 263H220V262H219ZM244 263H245V262H244ZM246 263H247V262H246ZM246 263H245V264H246ZM199 264H201V263H199ZM214 264H215V262H214ZM222 264H223V262H222Z\"/></svg>",
  "mask_w": 264,
  "mask_h": 264
}]
</instances>
